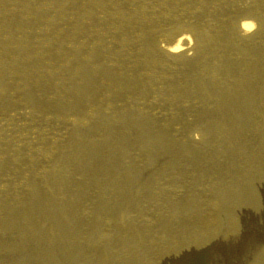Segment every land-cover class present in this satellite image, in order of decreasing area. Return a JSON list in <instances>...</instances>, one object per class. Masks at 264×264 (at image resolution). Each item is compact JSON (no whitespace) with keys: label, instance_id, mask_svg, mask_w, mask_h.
I'll use <instances>...</instances> for the list:
<instances>
[{"label":"rangeland","instance_id":"rangeland-1","mask_svg":"<svg viewBox=\"0 0 264 264\" xmlns=\"http://www.w3.org/2000/svg\"><path fill=\"white\" fill-rule=\"evenodd\" d=\"M44 2H46V3H44ZM86 2L88 3V5ZM260 4H261V6H260ZM119 6H121V7H119ZM231 6H232V8H231ZM60 7H61V9H60ZM53 8H55V9L53 10ZM245 8H247V9H245ZM263 8H264V0H253V1L252 0H159V1L158 0H146V1L145 0H132V1L131 0H84V1L83 0H61V2H60V0L59 1L58 0H45V1L44 0H30V1L29 0H0V60H1L0 61V109H1L0 110V116L1 115H7V120L4 121L3 123L7 122L6 124H10L8 126H6V124L3 126V123L0 124V141H2V142H0V160H1L0 161V192H1L0 193V233H1L0 234V236H1L0 237V264L1 263L2 264H17V263L18 264H37V263H39V264H105V263L106 264H111V263L112 264H114V263L115 264H127V263L128 264H140V262H142V264H144V262L146 263V261H145L146 259H149L150 257L152 259H154L158 256H160L162 259H160V261H158L156 264H170V263L175 264L177 260H179V261H177V264H179V262L181 264H185V263L186 264H191V263L192 264H197V263L198 264H200V263L201 264H209L210 262H212L213 264H214V262H215V264H227L228 261H229L228 264H240V262H242V264H252L253 262L255 264L264 263L263 262L264 250H262V249H264V228H263L264 227V220L262 219V217L264 218V213H263L264 212V201H261L259 198L260 195L264 196V188H263L264 187V183H263L264 182V162H261L262 163L261 164L259 159H258V157L260 155H262L264 157V152H263L264 151V145H262V144H264V141H263L264 140V137H263V135H264L263 134L264 133V126H263L264 121H262V120H264V115H263L264 114V106H263L264 105V96H263L264 95V74H263L264 73V57H263L264 56V33H263L264 32V9ZM150 9H151V11H150ZM111 10H113V11H111ZM235 10H236V12H235ZM61 11H63V12H61ZM41 12H42V14H41ZM237 12H239V14ZM233 13L236 16H234ZM213 14H215V15H213ZM216 14H217V16H216ZM247 16L252 18L258 24L259 28L255 29V30L252 29V31L251 30L248 31L246 35H242L241 33H239L240 32L239 31V24H240L239 21L241 22L244 18L250 19ZM160 17H165L168 20H166V21L157 20L156 22H154L155 19H158ZM53 18H54V20H53ZM91 22H93V23H91ZM98 26H100V27H98ZM183 29L185 31L191 32L192 35L194 34L193 43H192L193 45H192V48L190 49L188 54L183 55L177 59L176 57H172L168 54L169 51H167V49H164L165 48L163 46L164 44L161 41L164 37L166 39H168V41L175 40L177 38V35L180 34ZM134 31H135V33H134ZM20 32H22V33H20ZM57 33H59V34H57ZM64 33L66 34V36ZM54 35H55V37H54ZM103 35H105V36H103ZM163 35H164V37H163ZM106 36H107V38H106ZM215 37H216V39H215ZM18 38H20V39H18ZM28 38H30V39H28ZM3 40L5 42H3ZM105 41H108V42H105ZM55 42H56V44H55ZM138 48H140V49H138ZM153 48H154V50H153ZM131 49H132V51H131ZM162 49H164L166 52ZM45 50H47V52ZM65 50H66V52H65ZM90 50H91V52H90ZM212 50H213V52H212ZM193 56H194V58H193ZM55 58H57V59H55ZM170 58H175V59H170ZM233 58H235V59H233ZM119 59H120V61H119ZM169 59H170V61H169ZM12 60H14V61H12ZM256 63H257V65H256ZM40 64H42V65H40ZM260 65H261V67H260ZM221 66H223V67H221ZM153 72H154V75H153ZM92 73L94 75H92ZM99 73L101 76L99 75ZM27 74H29V75H27ZM62 74H64V75H62ZM129 75H131V76H129ZM169 75H170V77H169ZM28 76H30V77H28ZM64 76H66V77H64ZM60 77H62V78L60 79ZM86 78H88V79H86ZM98 79H100V80H98ZM195 79H197V80H195ZM151 80H153V81H151ZM172 80H173V82H172ZM228 80H229V82H228ZM230 80H232V82ZM72 81H73V83H71ZM235 81L236 82L238 81V82L236 83ZM4 82H6V83H4ZM14 82H16V83L14 84ZM101 82H103V83H101ZM106 82L107 83L109 82L108 83L109 85ZM136 82H138V83H136ZM246 82H248V83H246ZM251 82H253V83H251ZM256 82H257V84H256ZM55 83H57V84H55ZM78 83L79 84L81 83V84L78 85ZM30 84H32L33 86ZM206 84H207V86H206ZM102 85H104V86H102ZM121 85H123V87ZM233 85H234V87H233ZM17 86H18V88L20 87L21 89L18 90ZM124 86L127 89H125ZM184 86H185V88H184ZM236 86H237V88H236ZM252 86H253V88H252ZM62 87H64V88H62ZM92 88H94L93 89L94 91L92 90ZM96 88H98V89H96ZM166 88H167V90H166ZM89 89H90V91H89ZM153 89H155V90H153ZM221 89H222V91H221ZM250 89H253L252 90L253 92L255 91L254 92L255 95H254V93H252V91ZM257 90H258V92H257ZM260 90H262V91H260ZM51 91H52V93H51ZM65 93H66V95H65ZM62 95H64V96H62ZM81 96H83V97H81ZM103 96H105V97H103ZM187 96H189V97H187ZM247 96H249V97H247ZM257 96H259V97H257ZM260 96H261V98H260ZM32 97H34V99ZM241 97H242V101H241ZM250 97H251V99H250ZM21 98H23V99H21ZM37 99H39V100H37ZM105 99L107 102L105 101ZM253 100H254V102H251ZM217 101H218V103H217ZM225 101H227V102H225ZM199 102H200V104H199ZM244 102L246 104H244ZM50 103H51V105H50ZM262 103H263V105H261ZM122 104H124V105L122 106ZM166 104H168V105H166ZM235 104L237 107L235 106ZM19 105H21V106H19ZM104 105L107 109L104 107ZM248 105L251 107H249ZM6 106H8V107H6ZM167 106H169V107H167ZM109 107H111V108H109ZM155 107L157 108V110ZM46 108L47 109L49 108V109L47 110ZM258 108H259V110H258ZM172 109H174V110H172ZM194 109L196 112L194 111ZM231 109H233V110H231ZM253 109H254V111H253ZM210 110H211V112H210ZM234 110H236V111H234ZM68 111H70V112H68ZM188 111H189V113H188ZM250 111L252 112V114ZM164 112H165V114H164ZM259 112H260V114H259ZM232 113H234L236 115H234ZM9 114L13 115V117L11 119L8 118ZM193 114L195 117L193 116ZM15 115H16V117H15ZM119 115H121V116H119ZM36 116L40 117L42 121H45V119H46V121L44 122V125H41L40 128L39 127H29L27 129H22V128L20 129L19 123L21 124V123L28 122V121H30V119L32 117L37 118ZM163 116H164V118H163ZM251 116H252V118H251ZM233 117H236V118H233ZM71 120H72L73 124H76V125L79 124L80 129L75 134H72V137H70V140L67 141V143H65V144H67L68 147L66 146L65 150H63V148H61V151H62V152H60L61 156H59V158L55 164L52 165V162L48 163V164L42 163L41 162L42 157H38L37 156L38 154H35L32 157H30L28 155L29 149L24 144V142L26 140L31 138L30 133H28V131H31V130L34 131L35 130L36 134L39 135V137H44V136H47V135L57 131L59 136L61 135L64 137L63 133H64V131L65 132H67V131L64 128V126L62 125V123H70ZM107 120H108V122H107ZM191 120H193V121H191ZM234 120H235V122H234ZM236 120H237V123H236ZM189 121H190V123H189ZM194 122H195V124H194ZM218 122H219V125H218ZM239 122L240 123L243 122L244 125L242 123L240 124ZM251 122H253V123L251 124ZM198 124H200V125H198ZM11 126H18V127H16L17 134L21 135V136H25L27 138V139L21 138V139H23L22 144L19 141L20 140L19 139V140H16V142L14 140V142H15L14 146L6 145V143L8 141H10L11 139L10 138L8 139V137L3 134V130L6 129L7 127H11ZM174 126L176 129L173 128ZM232 126H235V127H232ZM102 127H103V129H102ZM122 127H123V129H122ZM248 128L250 131L248 130ZM95 129H97V130H95ZM202 130H203V132H202ZM97 131L100 133H98ZM183 131H184V133H183ZM236 131H238V132H236ZM211 132H212V134H211ZM235 132H236V135L234 134ZM248 132H249V134H248ZM258 132H259L260 136L258 135ZM246 133H247V135H246ZM195 136H198V138H197L199 140L198 143H197V141L196 142L194 141L195 139H193ZM244 136H247V137H244ZM250 136H251V139H250ZM152 137H153V139H152ZM174 137H175V140H174ZM141 138H142V141H141ZM205 138H207V139H205ZM254 138H256V139H254ZM184 139H186L187 141ZM237 139H238V141H237ZM201 140H202V142H201ZM192 141H194V142H192ZM222 141H224V142H222ZM256 141H259V142H256ZM261 141H263V142H261ZM154 142H155V144H154ZM165 142H166V144H165ZM204 142H206V143L204 144ZM212 142H214V143L212 144ZM163 143H164V145H163ZM199 143H200V145H196ZM246 143H247V145H246ZM259 143L261 144V146ZM86 144H87V146H86ZM146 144H148V145H146ZM211 145H212V147H211ZM23 146H24V148H23ZM252 146H253V148H252ZM109 147H111V148H109ZM187 147H189V148H187ZM255 147L257 149H255ZM260 147H263L262 151H261ZM193 148H195V149H193ZM206 148H208V149H206ZM245 148H248V149H245ZM18 149H20V150H18ZM22 149H24V151ZM130 149H131V151H130ZM239 149L242 151H240ZM243 150H244V152H243ZM257 151H259V152H257ZM81 152H82V154H81ZM182 152L185 155L182 154ZM251 152H252V154H250ZM229 153H231V155H229ZM245 153L247 154V156ZM103 154H105V155H103ZM254 154H256V155L259 154V155L257 157ZM161 156H163V157H161ZM186 156H187V158H186ZM262 156H260L259 158L264 160V158H262ZM71 157H73L74 159ZM134 158H135V160H134ZM140 158H142V159H140ZM205 158H206V160H205ZM221 158H223V159H221ZM228 158H230V159L228 160ZM98 159H99V161H98ZM67 160L69 161V163ZM232 160L235 164L232 162ZM176 161H178V162H176ZM72 162H74V164ZM162 162H163V164H162ZM231 162L233 163V165L231 164ZM84 163L86 166L84 165ZM238 163H239V165H238ZM241 163H244V164H241ZM200 165H201V167H200ZM210 165H212V166H210ZM218 165H219V167H218ZM57 166H59V167L57 168ZM185 168H186V170H185ZM213 168H214V170H213ZM251 169L253 172L249 171ZM141 170H142V172H140ZM147 170H148V172H147ZM173 170H175V171H173ZM193 170L195 172L197 170V173H195ZM42 171H43V173H41V176H39V173ZM211 171H212V173H211ZM259 171H261V172H259ZM169 172H170V174H169ZM235 172L236 173L238 172L239 174H236ZM213 173H214V175H213ZM203 174H205L204 177H203ZM233 174H235L236 177ZM241 174H243V175H241ZM25 175H27V176L25 177ZM60 175H62V176H60ZM105 175H108V176H105ZM136 175H137V177H136ZM88 176L92 177V178H89ZM196 176H198V177H196ZM40 177H44L45 181H44V179H42ZM69 177L73 178V179H70ZM252 177L254 178L255 181L252 180L253 179ZM189 178H190V180H189ZM218 178H220V179H218ZM238 178L241 180H239ZM109 179H110V181H109ZM196 179H197V181H196ZM228 179H230L231 181ZM233 179H234V181H233ZM236 179H238V180H236ZM242 179H244V180H242ZM41 180L44 182H42ZM69 180H71V181H69ZM105 180H107V182L109 184ZM168 180H169V182H168ZM256 180H259V181L257 182ZM147 181H149V182H147ZM170 181L172 183H170ZM252 181H253V184H255V185L252 184ZM66 182L68 183V185H66L67 184ZM202 182H203V185H202ZM235 182L236 183L238 182V183L236 184ZM41 183H42V185H41ZM192 183H194V184H192ZM16 184H17V186H16ZM95 184H96V186H95ZM102 184H104V186ZM238 185H239V187H238ZM123 186H124V189H123ZM15 187H17L18 189ZM137 187H139V188H137ZM186 188H188V190H186ZM135 189H137V190H135ZM229 189H231V190H229ZM83 190H85V191H83ZM86 190H88V191H86ZM115 190H117V191L115 192ZM172 190H173V192H172ZM213 190H214V192H213ZM235 190H237V191H235ZM241 190H242V192H240ZM244 190H247V191H244ZM250 190H251V192H250ZM256 190H258V191H256ZM101 191H103V192H101ZM164 191H166V192H164ZM152 192H154V193H152ZM194 192L196 193V195ZM200 192H202V193H200ZM167 193H169V194H167ZM211 193L213 195H211ZM248 193H249V195H248ZM114 194H115V198H114ZM116 194H118V195H116ZM123 195H124V197H123ZM226 195L228 196V198ZM256 195H257V197H256ZM186 196H188V197H186ZM117 197H119V199H120L119 203H117V201H118ZM50 198H52V199H50ZM140 198H141V200H140ZM177 198H179V200ZM250 198L253 201L250 200ZM4 200H6V201H4ZM133 200L136 204V208L134 211L129 212V206L125 207V205H123V203L128 202V201H130V203H131ZM36 201H38V202H36ZM189 201H191V202H189ZM98 202L101 204H99ZM193 202H194V204H193ZM106 203H108V205ZM177 203H180V205H178ZM187 203H189V204L187 205ZM45 204H46V206H45ZM94 204H96L97 208L95 207ZM145 204L147 207L145 206ZM198 204H199V207H198ZM200 204H202V205H200ZM228 204L230 205V207ZM257 204L258 205L261 204L262 207L257 208L258 207ZM66 205L68 207H66ZM254 205H256V206H254ZM166 206H169V207H166ZM179 206H181L182 209H180ZM156 207H158V208H156ZM175 207H177L176 210H175ZM240 207L242 209H240ZM63 208H64V210H62ZM126 208H128V209H126ZM189 208L191 209V211ZM141 209H143V210L141 211ZM201 209H202V211H201ZM34 210H35V212H34ZM146 210H148V211H146ZM150 210H151V212H150ZM172 210L174 212H172ZM195 210H197L198 212ZM221 210L223 211L224 214L222 213ZM225 210L227 211L226 213H225ZM234 210L236 212H234ZM207 211H208V213H207ZM219 211H220V214H219ZM120 212L122 214L121 216H123V218L121 217V220L118 217V215H120ZM125 212H126V215H125ZM127 212H129V213H127ZM169 212H171L172 215ZM233 212H234V215H233ZM228 213H229V215H228ZM9 214H10V216H9ZM104 214L105 215L107 214V215L105 216ZM210 214L211 215L213 214V215L211 216ZM262 214H263V216H262ZM35 215H36V217H35ZM149 215H150V217H148ZM251 215H252V217H251ZM77 216H79V217H77ZM126 216L129 217V220L125 222L124 220H126ZM201 216H202V218H201ZM216 216H217V218H216ZM226 216H227V218H226ZM21 217H24V218H21ZM106 217H108V218H106ZM135 217H136V219H135ZM153 217H154V219L155 218L156 219L154 220ZM171 217H173V219ZM181 217H182V219H181ZM191 217H193V218H191ZM238 217H240V218H238ZM213 218L218 219L217 220L218 223H214ZM232 218H233V220H232ZM31 219H33V222H31L32 221ZM93 219H95V221ZM143 219H144V221H143ZM221 219H222V221H221ZM226 219H228V220H226ZM240 219L242 220V222ZM254 219L256 220V222H254ZM260 219L263 221H261ZM62 220H63V222H62ZM73 220H75V222H74V224L71 225V222ZM182 220L184 223H182ZM223 220H224V222H223ZM225 220L228 222V223L226 222V224H228V225L225 224ZM45 221H49V222H45ZM197 221H199V222H197ZM58 222H59V224H58ZM80 222H82V223H80ZM105 222H109L110 226L107 225ZM128 222H129V224H128ZM201 222L204 223V225L201 224ZM243 222L245 223L244 225H243ZM65 223L69 224L68 227L69 228L71 227V230L67 229L68 231L66 230L62 234V233H60L59 228L62 224H65ZM123 223H125L127 225L125 228L122 227ZM191 223H192V226H190ZM223 223L225 225H223ZM250 223H252V224H250ZM81 224H83V225L81 226ZM160 224L162 225V227H163V225H168L167 228H165L166 230H164L162 233L158 231L159 229L162 228L160 226ZM207 224H209V225H207ZM140 225L143 227H141ZM221 225L223 227L225 226V229ZM261 225H263V226H261ZM52 226L54 229L52 228ZM97 226L99 227V229H97L98 228ZM194 226H195V228H194ZM206 226H207V228H206ZM235 226L238 228H236ZM244 226H247V227H244ZM32 227H34V228H32ZM46 227H48V228H46ZM95 227H96V229H94ZM259 227H260V229H259ZM39 228H42L43 230L39 231ZM79 228H81V229H79ZM217 228H219V229L217 230ZM44 229H46V231H44ZM93 229L95 231H93ZM214 229H216V230H214ZM14 230H15V232H14ZM36 230H38V231H36ZM86 230H89V231H86ZM116 230H117V232H116ZM127 230L129 231V235H136L135 239L137 240V238H138L137 241H140L138 243L140 245H142V243H143V245L147 249L144 256H138L137 254L132 255L133 253H131V252H133V250L135 249V246L130 244L129 241L121 239L122 236L119 237V235H121L122 232L127 231ZM73 231H74V233H73ZM84 231H85V233H84ZM157 231L159 233H157ZM5 232H6V234H5ZM184 232H185V234H184ZM228 232L229 233L232 232V233L229 234ZM28 233H30L31 235ZM114 233H115V235H114ZM202 233L205 235L207 234L206 236H208V237H207L206 241L208 244L206 242L200 243L199 241H195L189 237V236L192 237L194 235L202 234ZM137 234H140V235H137ZM152 234H153V236H152ZM169 234H170V236H169ZM189 234H191V235H189ZM219 234H222L223 236L219 235ZM9 235H10V237H9ZM39 235H40V238H39ZM175 235H177V236L175 237ZM225 235H226V237H225ZM248 235H250V236H248ZM256 235H258L259 237ZM106 236H108V237H106ZM173 236L175 238H178V239L173 238ZM261 236H262V238H261ZM237 237L241 241H239ZM91 238H92V240H91ZM96 238H97V240H96ZM111 238H112V240H111ZM160 238H162L161 240L163 241V244H161V242L159 241ZM187 238H189V239H187ZM212 238H213L214 242H212ZM247 238H249V239H247ZM186 239H187V241H186ZM50 240H52V241H50ZM122 240H124V241H122ZM153 240H155L156 242ZM178 240H179V242H178ZM191 240H193L194 242ZM237 240H238V242H237ZM249 240H250V242H249ZM40 242H41V244H40ZM45 242H46V244H45ZM165 242H167V243H165ZM187 242H189V243H187ZM221 242H222V244H221ZM228 242H229V244H228ZM66 243H69V244H66ZM83 243L87 244V245H84ZM199 244L201 246H199ZM217 244H218V246H217ZM233 244L237 247H235ZM261 244L263 246H261ZM4 245H6V248ZM12 245H14V247ZM160 245H162V246L164 245L163 247H165L166 250L164 249V251L161 252ZM214 245L216 247H214ZM224 245H226V246H224ZM230 245H232V246H230ZM257 245L258 246L260 245L261 247H263L260 250L261 253H259V255L262 259V263H260V261L258 262L259 258L257 259V257L255 256L256 250L258 247ZM33 246H34V248H33ZM83 246H85V247H83ZM119 246H121V247H119ZM208 246H209V248H208ZM3 247H4V250H3ZM39 247H40V249H38ZM53 247H55V248H53ZM60 247H62V248H60ZM116 247H117V249H116ZM128 247L131 249H128ZM157 247H159L160 249ZM193 247L194 248L196 247V249H193ZM230 247H231V249H230ZM246 247L248 248L247 251H246ZM252 247L255 248V250ZM72 248H73V250H72ZM95 248H96V250L94 251ZM101 248H102V250H101ZM110 248H112V249H110ZM168 248L171 250H169ZM180 248H181V250H180ZM213 248H214V250H213ZM238 248H239V250H238ZM250 248H252V251ZM47 249H48V251H47ZM60 249H62V250H60ZM69 249L71 252L68 251ZM82 249H85L87 251L82 250ZM205 249H206V251H205ZM219 249H221V250H219ZM6 250H8V251H6ZM26 250H27V252H26ZM54 250H55V252H54ZM64 250H65V252H64ZM74 250L76 253L74 252ZM120 250L121 251L124 250V251L121 252ZM185 250L187 252L189 251L190 253L189 252L187 253ZM215 250H216V255L213 254ZM232 250H233V254H231ZM90 251H92V252H90ZM127 251H129L130 253ZM200 251H202V253ZM218 251H219V253H218ZM229 251H231V252H229ZM85 252H87V253H85ZM150 252L152 255L148 254ZM206 252H208V253H206ZM15 253H17V254H15ZM45 253H46V255H45ZM62 253L63 254L65 253L64 256ZM82 253H83V255H82ZM100 253L101 254L103 253V254L101 255ZM209 253L210 254L212 253V254L209 256ZM23 254H25V255H23ZM29 254H30V256H29ZM66 254H67V257H66ZM166 254H168V255H166ZM197 254L199 256H197ZM217 254H219V256ZM56 255H58V256H56ZM148 255H149V257H147ZM153 255H155V256L153 257ZM11 256H13V257H11ZM135 256L137 258H139V257L140 258L139 259L134 258ZM251 256H253V257H251ZM16 257H17V260L15 259ZM53 257H54V261H53ZM195 257H196V259H195ZM219 257H221V258L219 259ZM222 257H223V259H222ZM176 258H179V259H176ZM199 258H200V260H199ZM230 258H231V261L229 260ZM236 258H238V259H236ZM33 259H35V260H33ZM45 259H46V262H45ZM74 259H77V260H74ZM98 259H100V260H98ZM132 259H133V261H132ZM167 259H169V260H167ZM191 259H193V260H191ZM215 259H217V260H215ZM242 259L244 262L242 261ZM251 259H253V260H251ZM60 260H62L63 262ZM221 260H223V261L221 262ZM225 260H226V262H225ZM249 260L252 262H250ZM74 261H76V262L74 263ZM111 261H113V262H111ZM217 261L219 263H217ZM53 262H55V263H53ZM161 262H163V263H161ZM212 263H210V264H212Z\"/></svg>","mask_w":264,"mask_h":264},{"label":"bare ground","instance_id":"bare-ground-1","mask_svg":"<svg viewBox=\"0 0 264 264\" xmlns=\"http://www.w3.org/2000/svg\"><path fill=\"white\" fill-rule=\"evenodd\" d=\"M30 1V0H29ZM45 1V0H44ZM59 1V0H58ZM84 1V0H83ZM132 1V0H131ZM146 1V0H145ZM159 1V0H158ZM253 1V0H252ZM2 2V1H1ZM60 2H61V0H60ZM63 2V1H62ZM142 2V1H141ZM195 2V1H194ZM204 2V1H203ZM220 2V1H219ZM248 2V1H247ZM256 2V1H255ZM44 3H46V2H44ZM52 3V2H51ZM57 3V2H56ZM75 3V2H74ZM83 3V2H82ZM85 3V2H84ZM87 3V2H86ZM114 3V2H113ZM117 3V2H116ZM173 3V2H172ZM210 3V2H209ZM102 4V3H101ZM107 4V3H106ZM206 4V3H205ZM223 4V3H222ZM255 4V3H254ZM40 5V4H39ZM46 5V4H45ZM66 5V4H65ZM87 5H88V3H87ZM97 5V4H96ZM122 5V4H121ZM132 5V4H131ZM229 5V4H228ZM248 5V4H247ZM109 6V5H108ZM140 6V5H139ZM224 6V5H223ZM260 6H261V4H260ZM10 7V6H9ZM17 7V6H16ZM43 7V6H42ZM47 7V6H46ZM50 7V6H49ZM96 7V6H95ZM115 7V6H114ZM119 7H121V6H119ZM135 7V6H134ZM235 7V6H234ZM243 7V6H242ZM7 8V7H6ZM81 8V7H80ZM231 8H232V6H231ZM14 9V8H13ZM37 9V8H36ZM46 9V8H45ZM55 8H53V10H54ZM60 9H61V7H60ZM76 9V8H75ZM87 9V8H86ZM95 9V8H94ZM134 9V8H133ZM162 9V8H161ZM190 9V8H189ZM245 9H247V8H245ZM264 9V8H263ZM4 10V9H3ZM10 10V9H9ZM15 10V9H14ZM71 10V9H70ZM137 10V9H136ZM141 10V9H140ZM219 10V9H218ZM23 11V10H22ZM29 11V10H28ZM27 11V12H28ZM57 11V10H56ZM111 11H113V10H111ZM142 11V10H141ZM150 11H151V9H150ZM179 11V10H178ZM199 11V10H198ZM211 11V10H210ZM238 11V10H237ZM253 11V10H252ZM3 12V11H2ZM17 12V11H16ZM15 12V13H16ZM61 12H63V11H61ZM75 12V11H74ZM101 12V11H100ZM110 12V11H109ZM146 12V11H145ZM160 12V11H159ZM220 12V11H219ZM235 12H236V10H235ZM14 13V12H13ZM29 13V12H28ZM32 13V12H31ZM49 13V12H48ZM57 13V12H56ZM82 13V12H81ZM118 13V12H117ZM135 13V12H134ZM192 13V12H191ZM238 14H239V12H237ZM244 13V12H243ZM250 13V12H249ZM252 13V12H251ZM11 14V13H10ZM21 14V13H20ZM41 14H42V12H41ZM89 14V13H88ZM92 14V13H91ZM222 14V13H221ZM227 14V13H226ZM234 14V13H233ZM28 15V14H27ZM44 15V14H43ZM61 15V14H60ZM74 15V14H73ZM213 15H215V14H213ZM249 15V14H248ZM256 15V14H255ZM72 16V15H71ZM96 16V15H95ZM150 16V15H149ZM161 16V15H160ZM202 16V15H201ZM216 16H217V14H216ZM234 16H236L235 14H234ZM240 16V15H239ZM244 16V15H243ZM56 17V16H55ZM116 17V16H115ZM138 17V16H137ZM155 17V16H154ZM246 17V16H245ZM247 17H249V16H247ZM73 18V17H72ZM84 18V17H83ZM90 18V17H89ZM88 18V19H89ZM107 18V17H106ZM193 18V17H192ZM250 18V17H249ZM50 19V18H49ZM119 19V18H118ZM117 19V20H118ZM124 19V18H123ZM152 19V18H151ZM174 19V18H173ZM225 19V18H224ZM9 20V19H8ZM18 20V19H17ZM20 20V19H19ZM36 20V19H35ZM53 20H54V18H53ZM61 20V19H60ZM74 20V19H73ZM120 20V19H119ZM131 20V19H130ZM149 20V19H148ZM157 20H163V21H166V20H168L167 18H165V17H160V18H158V19H155L154 20V22H156ZM191 20V19H190ZM231 20V19H230ZM242 20V19H241ZM258 20V19H257ZM43 21V20H42ZM66 21V20H65ZM114 21V20H113ZM221 21V20H220ZM28 22V21H27ZM58 22V21H57ZM64 22V21H63ZM62 22V23H63ZM102 22V21H101ZM209 22V21H208ZM24 23V22H23ZM51 23V22H50ZM60 23V22H59ZM90 23V22H89ZM88 23V24H89ZM91 23H93V22H91ZM107 23V22H106ZM118 23V22H117ZM120 23V22H119ZM127 23V22H126ZM143 23V22H142ZM152 23V22H151ZM239 33H241L242 35H246L247 34V32L248 31H252V29H258L259 28V26H258V24L252 19V18H250V19H243L241 22L239 21ZM108 24V23H107ZM170 24V23H169ZM210 24V23H209ZM229 24V23H228ZM3 25V24H2ZM38 25V24H37ZM46 25V24H45ZM59 25V24H58ZM62 25V24H61ZM72 25V24H71ZM123 25V24H122ZM212 25V24H211ZM51 26V25H50ZM169 26V25H168ZM183 26V25H182ZM59 27V26H58ZM82 27V26H81ZM98 27H100V26H98ZM124 27V26H123ZM146 27V26H145ZM161 27V26H160ZM204 27V26H203ZM19 28V27H18ZM91 28V27H90ZM48 29V28H47ZM58 29V28H57ZM56 29V30H57ZM74 29V28H73ZM103 29V28H102ZM132 29V28H131ZM155 29V28H154ZM236 29V28H235ZM22 30V29H21ZM52 30V29H51ZM89 30V29H88ZM92 30V29H91ZM113 30V29H112ZM200 30V29H199ZM198 30V31H199ZM214 30V29H213ZM228 30V29H227ZM226 30V31H227ZM65 31V30H64ZM153 31V30H152ZM193 31V30H192ZM231 31V30H230ZM238 31V30H237ZM75 32V31H74ZM166 32V31H165ZM260 32V31H259ZM7 33V32H6ZM20 33H22V32H20ZM60 33V32H59ZM59 33H57V34H59ZM66 33V32H65ZM64 33V34H65ZM88 33V32H87ZM96 33V32H95ZM134 33H135V31H134ZM264 33V32H263ZM9 34V33H8ZM39 34V33H38ZM62 34V33H61ZM60 34V35H61ZM103 34V33H102ZM143 34V33H142ZM198 34V33H197ZM238 34V33H237ZM17 35V34H16ZM82 35V34H81ZM128 35V34H127ZM162 35V34H161ZM177 35V34H176ZM253 35V34H252ZM251 35V36H252ZM65 36H66V34H65ZM103 36H105V35H103ZM135 36V35H134ZM193 36H194V34L192 35V33L191 32H188V31H185L184 29L181 31V33L180 34H178L177 35V38L175 39V40H173V41H168V39H166L165 37H164V35H163V39H162V43L164 44L163 46L165 47H163L164 49H167V51H169V55L170 56H172V57H176L177 59L178 58H180L181 56H183V55H186V54H188L189 53V51H190V49L192 48V43H193ZM204 36V35H203ZM235 36V35H234ZM263 36V35H262ZM6 37V36H5ZM17 37V36H16ZM38 37V36H37ZM54 37H55V35H54ZM99 37V36H98ZM245 37V36H244ZM2 38V37H1ZM27 38V37H26ZM60 38V37H59ZM58 38V39H59ZM74 38V37H73ZM80 38V37H79ZM96 38V37H95ZM100 38V37H99ZM106 38H107V36H106ZM124 38V37H123ZM160 38V37H159ZM18 39H20V38H18ZM28 39H30V38H28ZM41 39V38H40ZM49 39V38H48ZM156 39V38H155ZM215 39H216V37H215ZM243 39V38H242ZM5 40V39H4ZM3 40V42H5ZM125 40V39H124ZM161 40V39H160ZM219 40V39H218ZM46 41V40H45ZM82 41V40H81ZM116 41V40H115ZM127 41V40H126ZM145 41V40H144ZM149 41V40H148ZM153 41V40H152ZM24 42V41H23ZM42 42V41H41ZM95 42V41H94ZM102 42V41H101ZM105 42H108V41H105ZM104 42V43H105ZM114 42V41H113ZM157 42V41H156ZM160 42V41H159ZM259 42V41H258ZM12 43V42H11ZM54 43V42H53ZM116 43V42H115ZM241 43V42H240ZM39 44V43H38ZM46 44V43H45ZM48 44V43H47ZM55 44H56V42H55ZM92 44V43H91ZM121 44V43H120ZM196 44V43H195ZM206 44V43H205ZM224 44V43H223ZM262 44V43H261ZM20 45V44H19ZM42 45V44H41ZM50 45V44H49ZM65 45V44H64ZM95 45V44H94ZM93 45V46H94ZM125 45V44H124ZM140 45V44H139ZM161 45V44H160ZM249 45V44H248ZM34 46V45H33ZM55 46V45H54ZM81 46V45H80ZM111 46V45H110ZM113 46V45H112ZM131 46V45H130ZM201 46V45H200ZM208 46V45H207ZM225 46V45H224ZM39 47V46H38ZM45 47V46H44ZM92 47V46H91ZM104 47V46H103ZM153 47V46H152ZM35 48V47H34ZM147 48V47H146ZM160 48V47H159ZM212 48V47H211ZM89 49V48H88ZM138 49H140V48H138ZM164 49H162V50H164ZM204 49V48H203ZM27 50V49H26ZM35 50V49H34ZM151 50V49H150ZM153 50H154V48H153ZM159 50V49H158ZM224 50V49H223ZM227 50V49H226ZM46 52H47V50H45ZM116 51V50H115ZM131 51H132V49H131ZM137 51V50H136ZM160 51V50H159ZM165 51V50H164ZM201 51V50H200ZM210 51V50H209ZM65 52H66V50H65ZM90 52H91V50H90ZM161 52V51H160ZM166 52V51H165ZM212 52H213V50H212ZM252 52V51H251ZM77 53V52H76ZM151 53V52H150ZM29 54V53H28ZM50 54V53H49ZM67 54V53H66ZM163 54V53H162ZM165 54V53H164ZM213 54V53H212ZM31 55V54H30ZM85 55V54H84ZM107 55V54H106ZM110 55V54H109ZM166 55V54H165ZM59 56V55H58ZM73 56V55H72ZM78 56V55H77ZM112 56V55H111ZM168 56V55H167ZM189 56V55H188ZM195 56V55H194ZM194 56H193V58H194ZM199 56V55H198ZM109 57V56H108ZM160 57V56H159ZM166 57V56H165ZM264 57V56H263ZM65 58V57H64ZM87 58V57H86ZM127 58V57H126ZM192 58V57H191ZM224 58V57H223ZM26 59V58H25ZM55 59H57V58H55ZM66 59V58H65ZM114 59V58H113ZM133 59V58H132ZM145 59V58H144ZM157 59V58H156ZM165 59V58H164ZM170 59H175V58H170ZM170 59H169V61H170ZM233 59H235V58H233ZM262 59V58H261ZM17 60V59H16ZM68 60V59H67ZM87 60V59H86ZM103 60V59H102ZM107 60V59H106ZM147 60V59H146ZM161 60V59H160ZM168 60V59H167ZM166 60V61H167ZM202 60V59H201ZM237 60V59H236ZM247 60V59H246ZM258 60V59H257ZM1 61V60H0ZM12 61H14V60H12ZM34 61V60H33ZM62 61V60H61ZM69 61V60H68ZM80 61V60H79ZM91 61V60H90ZM100 61V60H99ZM115 61V60H114ZM119 61H120V59H119ZM124 61V60H123ZM138 61V60H137ZM150 61V60H149ZM204 61V60H203ZM245 61V60H244ZM38 62V61H37ZM63 62V61H62ZM61 62V63H62ZM73 62V61H72ZM83 62V61H82ZM105 62V61H104ZM174 62V61H173ZM195 62V61H194ZM214 62V61H213ZM36 63V62H35ZM115 63V62H114ZM145 63V62H144ZM181 63V62H180ZM219 63V62H218ZM243 63V62H242ZM44 64V63H43ZM49 64V63H48ZM67 64V63H66ZM77 64V63H76ZM90 64V63H89ZM104 64V63H103ZM147 64V63H146ZM164 64V63H163ZM162 64V65H163ZM203 64V63H202ZM201 64V65H202ZM40 65H42V64H40ZM50 65V64H49ZM167 65V64H166ZM227 65V64H226ZM256 65H257V63H256ZM5 66V65H4ZM62 66V65H61ZM88 66V65H87ZM126 66V65H125ZM204 66V65H203ZM210 66V65H209ZM220 66V65H219ZM228 66V65H227ZM20 67V66H19ZM43 67V66H42ZM83 67V66H82ZM116 67V66H115ZM136 67V66H135ZM168 67V66H167ZM166 67V68H167ZM199 67V66H198ZM206 67V66H205ZM221 67H223V66H221ZM233 67V66H232ZM245 67V66H244ZM247 67V66H246ZM260 67H261V65H260ZM72 68V67H71ZM76 68V67H75ZM117 68V67H116ZM164 68V67H163ZM58 69V68H57ZM79 69V68H78ZM87 69V68H86ZM114 69V68H113ZM120 69V68H119ZM126 69V68H125ZM139 69V68H138ZM137 69V70H138ZM237 69V68H236ZM11 70V69H10ZM73 70V69H72ZM118 70V69H117ZM142 70V69H141ZM152 70V69H151ZM42 71V70H41ZM99 71V70H98ZM131 71V70H130ZM133 71V70H132ZM150 71V70H149ZM210 71V70H209ZM216 71V70H215ZM10 72V71H9ZM22 72V71H21ZM29 72V71H28ZM72 72V71H71ZM74 72V71H73ZM89 72V71H88ZM87 72V73H88ZM103 72V71H102ZM113 72V71H112ZM198 72V71H197ZM244 72V71H243ZM76 73V72H75ZM85 73V72H84ZM114 73V72H113ZM132 73V72H131ZM143 73V72H142ZM178 73V72H177ZM199 73V72H198ZM217 73V72H216ZM254 73V72H253ZM38 74V73H37ZM61 74V73H60ZM71 74V73H70ZM105 74V73H104ZM146 74V73H145ZM149 74V73H148ZM221 74V73H220ZM255 74V73H254ZM264 74V73H263ZM27 75H29V74H27ZM62 75H64V74H62ZM81 75V74H80ZM90 75V74H89ZM92 75H94L93 73H92ZM99 75H100V73H99ZM98 75V76H99ZM116 75V74H115ZM126 75V74H125ZM151 75V74H150ZM153 75H154V72H153ZM156 75V74H155ZM165 75V74H164ZM190 75V74H189ZM193 75V74H192ZM202 75V74H201ZM13 76V75H12ZM73 76V75H72ZM97 76V77H98ZM101 76V75H100ZM119 76V75H118ZM129 76H131V75H129ZM138 76V75H137ZM152 76V75H151ZM157 76V75H156ZM155 76V77H156ZM25 77V76H24ZM28 77H30V76H28ZM39 77V76H38ZM64 77H66V76H64ZM83 77V76H82ZM110 77V76H109ZM123 77V76H122ZM169 77H170V75H169ZM245 77V76H244ZM54 78V77H53ZM62 77H60V79H61ZM85 78V77H84ZM96 78V77H95ZM118 78V77H117ZM121 78V77H120ZM130 78V77H129ZM180 78V77H179ZM183 78V77H182ZM189 78V77H188ZM194 78V77H193ZM198 78V77H197ZM219 78V77H218ZM249 78V77H248ZM80 79V78H79ZM86 79H88V78H86ZM128 79V78H127ZM158 79V78H157ZM162 79V78H161ZM207 79V78H206ZM226 79V78H225ZM229 79V78H228ZM237 79V78H236ZM9 80V79H8ZM27 80V79H26ZM34 80V79H33ZM37 80V79H36ZM39 80V79H38ZM52 80V79H51ZM98 80H100V79H98ZM118 80V79H117ZM126 80V79H125ZM155 80V79H154ZM179 80V79H178ZM195 80H197V79H195ZM194 80V81H195ZM238 80V79H237ZM10 81V80H9ZM13 81V80H12ZM15 81V80H14ZM20 81V80H19ZM64 81V80H63ZM77 81V80H76ZM104 81V80H103ZM151 81H153V80H151ZM177 81V80H176ZM180 81V80H179ZM231 82H232V80H230ZM7 82V81H6ZM6 82H4V83H6ZM51 82V81H50ZM59 82V81H58ZM79 82V81H78ZM99 82V81H98ZM110 82V81H109ZM108 82V83H109ZM125 82V81H124ZM131 82V81H130ZM146 82V81H145ZM148 82V81H147ZM172 82H173V80H172ZM207 82V81H206ZM228 82H229V80H228ZM236 82V81H235ZM238 82V81H237ZM236 82V83H237ZM249 82V81H248ZM248 82H246V83H248ZM255 82V81H254ZM16 82H14V84H15ZM63 83V82H62ZM71 83H73V81L71 82ZM90 83V82H89ZM93 83V82H92ZM101 83H103V82H101ZM107 83V82H106ZM107 83V84H108ZM136 83H138V82H136ZM176 83V82H175ZM194 83V82H193ZM225 83V82H224ZM251 83H253V82H251ZM250 83V84H251ZM29 84V83H28ZM45 84V83H44ZM55 84H57V83H55ZM81 84V83H80ZM79 83H78V85H80ZM111 84V83H110ZM146 84V83H145ZM157 84V83H156ZM169 84V83H168ZM199 84V83H198ZM210 84V83H209ZM208 84V85H209ZM212 84V83H211ZM215 84V83H214ZM223 84V83H222ZM249 84V85H250ZM256 84H257V82H256ZM30 85H32V84H30ZM47 85V84H46ZM68 85V84H67ZM109 85V84H108ZM136 85V84H135ZM150 85V84H149ZM175 85V84H174ZM238 85V84H237ZM240 85V84H239ZM16 86V85H15ZM28 86V85H27ZM33 86V85H32ZM72 86V85H71ZM76 86V85H75ZM84 86V85H83ZM102 86H104V85H102ZM122 87H123V85H121ZM148 86V85H147ZM206 86H207V84H206ZM212 86V85H211ZM210 86V87H211ZM245 86V85H244ZM254 86V85H253ZM253 86H252V88H253ZM55 87V86H54ZM60 87V86H59ZM86 87V86H85ZM149 87V86H148ZM162 87V86H161ZM176 87V86H175ZM230 87V86H229ZM233 87H234V85H233ZM247 87V86H246ZM255 87V86H254ZM259 87V86H258ZM263 87V86H262ZM30 88V87H29ZM37 88V87H36ZM41 88V87H40ZM62 88H64V87H62ZM68 88V87H67ZM124 88H125V86H124ZM137 88V87H136ZM152 88V87H151ZM168 88V87H167ZM167 88H166V90H167ZM183 88V87H182ZM184 88H185V86H184ZM198 88V87H197ZM225 88V87H224ZM236 88H237V86H236ZM248 88V87H247ZM3 89V88H2ZM17 89L18 90H20L21 88L19 87L18 88V86H17ZM27 89V88H26ZM25 89V90H26ZM46 89V88H45ZM66 89V88H65ZM94 88H92V90H93ZM96 89H98V88H96ZM110 89V88H109ZM113 89V88H112ZM121 89V88H120ZM125 89H127V88H125ZM129 89V88H128ZM147 89V88H146ZM161 89V88H160ZM201 89V88H200ZM239 89V88H238ZM245 89V88H244ZM35 90V89H34ZM33 90V91H34ZM54 90V89H53ZM61 90V89H60ZM75 90V89H74ZM153 90H155V89H153ZM207 90V89H206ZM234 90V89H233ZM251 91L253 90V89H250ZM255 90V89H254ZM24 91V90H23ZM69 91V90H68ZM87 91V90H86ZM89 91H90V89H89ZM94 91V90H93ZM113 91V90H112ZM118 91V90H117ZM180 91V90H179ZM187 91V90H186ZM189 91V90H188ZM193 91V90H192ZM205 91V90H204ZM219 91V90H218ZM221 91H222V89H221ZM246 91V90H245ZM260 91H262V90H260ZM7 92V91H6ZM43 92V91H42ZM103 92V91H102ZM108 92V91H107ZM110 92V91H109ZM153 92V91H152ZM175 92V91H174ZM177 92V91H176ZM255 92V91H254ZM253 91H252V93H254ZM257 92H258V90H257ZM8 93V92H7ZM6 93V94H7ZM17 93V92H16ZM50 93V92H49ZM51 93H52V91H51ZM88 93V92H87ZM115 93V92H114ZM123 93V92H122ZM149 93V92H148ZM202 93V92H201ZM248 93V92H247ZM261 93V92H260ZM259 93V94H260ZM14 94V93H13ZM72 94V93H71ZM152 94V93H151ZM172 94V93H171ZM176 94V93H175ZM179 94V93H178ZM223 94V93H222ZM235 94V93H234ZM4 95V94H3ZM29 95V94H28ZM65 95H66V93H65ZM101 95V94H100ZM153 95V94H152ZM162 95V94H161ZM168 95V94H167ZM166 95V96H167ZM170 95V94H169ZM208 95V94H207ZM249 95V94H248ZM254 95H255V93H254ZM9 96V95H8ZM12 96V95H11ZM62 96H64V95H62ZM116 96V95H115ZM127 96V95H126ZM125 96V97H126ZM142 96V95H141ZM174 96V95H173ZM242 96V95H241ZM252 96V95H251ZM264 96V95H263ZM26 97V96H25ZM30 97V96H29ZM56 97V96H55ZM66 97V96H65ZM78 97V96H77ZM81 97H83V96H81ZM97 97V96H96ZM103 97H105V96H103ZM128 97V96H127ZM165 97V96H164ZM185 97V96H184ZM187 97H189V96H187ZM203 97V96H202ZM217 97V96H216ZM237 97V96H236ZM247 97H249V96H247ZM257 97H259V96H257ZM33 99H34V97H32ZM53 98V97H52ZM87 98V97H86ZM85 98V99H86ZM100 98V97H99ZM102 98V97H101ZM191 98V97H190ZM260 98H261V96H260ZM12 99V98H11ZM10 99V100H11ZM21 99H23V98H21ZM50 99V98H49ZM56 99V98H55ZM67 99V98H66ZM95 99V98H94ZM116 99V98H115ZM124 99V98H123ZM133 99V98H132ZM153 99V98H152ZM184 99V98H183ZM196 99V98H195ZM214 99V98H213ZM244 99V98H243ZM250 99H251V97H250ZM37 100H39V99H37ZM51 100V99H50ZM164 100V99H163ZM206 100V99H205ZM226 100V99H225ZM230 100V99H229ZM246 100V99H245ZM256 100V99H255ZM58 101V100H57ZM69 101V100H68ZM71 101V100H70ZM105 101H106V99H105ZM113 101V100H112ZM127 101V100H126ZM166 101V100H165ZM169 101V100H168ZM208 101V100H207ZM240 101V100H239ZM241 101H242V97H241ZM83 102V101H82ZM89 102V101H88ZM107 102V101H106ZM121 102V101H120ZM119 102V103H120ZM124 102V101H123ZM196 102V101H195ZM205 102V101H204ZM225 102H227V101H225ZM229 102V101H228ZM232 102V101H231ZM246 102V101H245ZM244 102V104H246ZM251 102H254V100L253 101H251ZM68 103V102H67ZM118 103V104H119ZM169 103V102H168ZM186 103V102H185ZM209 103V102H208ZM212 103V102H211ZM217 103H218V101H217ZM257 103V102H256ZM8 104V103H7ZM56 104V103H55ZM82 104V103H81ZM84 104V103H83ZM98 104V103H97ZM133 104V103H132ZM141 104V103H140ZM183 104V103H182ZM181 104V105H182ZM199 104H200V102H199ZM230 104V103H229ZM233 104V103H232ZM238 104V103H237ZM243 104V103H242ZM241 104V105H242ZM10 105V104H9ZM42 105V104H41ZM50 105H51V103H50ZM75 105V104H74ZM124 104H122V106H123ZM149 105V104H148ZM166 105H168V104H166ZM165 105V106H166ZM171 105V104H170ZM180 105V106H181ZM205 105V104H204ZM214 105V104H213ZM255 105V104H254ZM261 105H263V103L261 104ZM2 106V105H1ZM13 106V105H12ZM19 106H21V105H19ZM37 106V105H36ZM139 106V105H138ZM150 106V105H149ZM153 106V105H152ZM235 106H236V104H235ZM249 106V105H248ZM264 106V105H263ZM6 107H8V106H6ZM27 107V106H26ZM25 107V108H26ZM42 107V106H41ZM58 107V106H57ZM56 107V108H57ZM64 107V106H63ZM86 107V106H85ZM104 107H105V105H104ZM132 107V106H131ZM161 107V106H160ZM167 107H169V106H167ZM186 107V106H185ZM184 107V108H185ZM218 107V106H217ZM222 107V106H221ZM224 107V106H223ZM237 107V106H236ZM235 107V108H236ZM245 107V106H244ZM247 107V106H246ZM249 107H251V106H249ZM28 108V107H27ZM69 108V107H68ZM99 108V107H98ZM106 108V107H105ZM109 108H111V107H109ZM141 108V107H140ZM156 108V107H155ZM165 108V107H164ZM179 108V107H178ZM183 108V109H184ZM212 108V107H211ZM214 108V107H213ZM241 108V107H240ZM18 109V108H17ZM40 109V108H39ZM47 109V108H46ZM49 109V108H48ZM47 109V110H48ZM51 109V108H50ZM107 109V108H106ZM121 109V108H120ZM143 109V108H142ZM154 109V108H153ZM188 109V108H187ZM191 109V108H190ZM197 109V108H196ZM205 109V108H204ZM223 109V108H222ZM234 109V108H233ZM233 109H231V110H233ZM239 109V108H238ZM252 109V108H251ZM263 109V108H262ZM1 110V109H0ZM64 110V109H63ZM72 110V109H71ZM141 110V109H140ZM156 110H157V108H156ZM166 110V109H165ZM172 110H174V109H172ZM176 110V109H175ZM192 110V109H191ZM258 110H259V108H258ZM261 110V109H260ZM29 111V110H28ZM45 111V110H44ZM52 111V110H51ZM59 111V110H58ZM194 111H195V109H194ZM199 111V110H198ZM213 111V110H212ZM215 111V110H214ZM223 111V110H222ZM234 111H236V110H234ZM233 111V112H234ZM238 111V110H237ZM246 111V110H245ZM253 111H254V109H253ZM10 112V111H9ZM13 112V111H12ZM20 112V111H19ZM24 112V111H23ZM31 112V111H30ZM46 112V111H45ZM68 112H70V111H68ZM82 112V111H81ZM80 112V113H81ZM92 112V111H91ZM96 112V111H95ZM107 112V111H106ZM111 112V111H110ZM140 112V111H139ZM196 112V111H195ZM210 112H211V110H210ZM217 112V111H216ZM251 112V111H250ZM43 113V112H42ZM84 113V112H83ZM123 113V112H122ZM144 113V112H143ZM188 113H189V111H188ZM194 113V112H193ZM204 113V112H203ZM213 113V112H212ZM215 113V112H214ZM254 113V112H253ZM49 114V113H48ZM88 114V113H87ZM107 114V113H106ZM136 114V113H135ZM164 114H165V112H164ZM182 114V113H181ZM192 114V113H191ZM211 114V113H210ZM226 114V113H225ZM229 114V113H228ZM227 114V115H228ZM231 114V113H230ZM232 114H234V113H232ZM251 114H252V112H251ZM259 114H260V112H259ZM258 114V115H259ZM50 115V114H49ZM64 115V114H63ZM81 115V114H80ZM137 115V114H136ZM190 115V114H189ZM197 115V114H196ZM202 115V114H201ZM234 115H236V114H234ZM238 115V114H237ZM242 115V114H241ZM264 115V114H263ZM56 116V115H55ZM59 116V115H58ZM66 116V115H65ZM88 116V115H87ZM119 116H121V115H119ZM135 116V115H134ZM193 116H194V114H193ZM204 116V115H203ZM202 116V117H203ZM211 116V115H210ZM249 116V115H248ZM254 116V115H253ZM13 117V115L12 114H9V116H8V118L9 119H11ZM15 117H16V115H15ZM18 117V116H17ZM27 117V116H26ZM37 117V116H36ZM64 117V116H63ZM71 117V116H70ZM125 117V116H124ZM153 117V116H152ZM157 117V116H156ZM195 117V116H194ZM239 117V116H238ZM257 117V116H256ZM262 117V116H261ZM131 118V117H130ZM129 118V119H130ZM142 118V117H141ZM163 118H164V116H163ZM197 118V117H196ZM200 118V117H199ZM217 118V117H216ZM233 118H236V117H233ZM251 118H252V116H251ZM259 118V117H258ZM19 119V118H18ZM97 119V118H96ZM95 119V120H96ZM149 119V118H148ZM177 119V118H176ZM203 119V118H202ZM207 119V118H206ZM213 119V118H212ZM249 119V118H248ZM257 119V118H256ZM7 120V115H1L0 116V124L1 123H3L4 121H6ZM14 120V119H13ZM21 120V119H20ZM28 120V119H27ZM101 120V119H100ZM198 120V119H197ZM216 120V119H215ZM229 120V119H228ZM17 121V120H16ZM26 121V120H25ZM45 121H46V119H45ZM45 121H42L41 120V118L40 117H37V118H31L30 119V121H28V122H25V123H19V126H20V129L22 128V129H27V128H29V127H41V125H44V122ZM55 121V120H54ZM60 121V120H59ZM64 121V120H63ZM82 121V120H81ZM167 121V120H166ZM172 121V120H171ZM176 121V120H175ZM179 121V120H178ZM191 121H193V120H191ZM210 121V120H209ZM217 121V120H216ZM230 121V120H229ZM242 121V120H241ZM251 121V120H250ZM254 121V120H253ZM262 121H264V120H262ZM22 122V121H21ZM48 122V121H47ZM51 122V121H50ZM76 122V121H75ZM107 122H108V120H107ZM121 122V121H120ZM128 122V121H127ZM227 122V121H226ZM232 122V121H231ZM234 122H235V120H234ZM7 123V122H6ZM6 123H3V126L6 124ZM12 123V122H11ZM17 123V122H16ZM110 123V122H109ZM112 123V122H111ZM137 123V122H136ZM149 123V122H148ZM160 123V122H159ZM180 123V122H179ZM189 123H190V121H189ZM200 123V122H199ZM214 123V122H213ZM216 123V122H215ZM223 123V122H222ZM236 123H237V120H236ZM240 123V122H239ZM242 124H243V122H241ZM240 123V124H241ZM247 123V122H246ZM253 122H251V124H252ZM257 123V122H256ZM96 124V123H95ZM129 124V123H128ZM194 124H195V122H194ZM204 124V123H203ZM227 124V123H226ZM248 124V123H247ZM8 125H10V124H6V126H8ZM48 125V124H47ZM62 125L64 126V128L66 129V131L67 132H65L64 131V133H63V135H64V137L63 136H59L58 135V132L56 131V132H53V133H51V134H49V135H47V136H44V137H39V135H37L36 134V131L34 130H31V131H28V133H30V139H28V140H26L25 142H24V144L28 147V149H29V152H28V155L30 156V157H32L33 155H35V154H38L37 156L38 157H42V163H44V164H48V163H51L52 162V165L53 164H55L56 163V161L58 160V158H59V156H61L60 154V152H62L61 151V148H63V150H65V148H66V146H67V144H65V143H67V141H69L70 140V137H72V134H75L79 129H80V126H79V124L78 125H76V124H73V122H72V120L70 121V123H62ZM118 125V124H117ZM151 125V124H150ZM156 125V124H155ZM176 125V124H175ZM182 125V124H181ZM198 125H200V124H198ZM217 125V124H216ZM218 125H219V122H218ZM232 125V124H231ZM244 125V124H243ZM257 125V124H256ZM164 126V125H163ZM186 126V125H185ZM189 126V125H188ZM203 126V125H202ZM222 126V125H221ZM224 126V125H223ZM252 126V125H251ZM259 126V125H258ZM264 126V125H263ZM16 127H18V126H11V127H7L6 129H4L3 130V134L5 135V136H7L8 137V139L10 138L11 140L10 141H8L7 143H6V145H9V146H14L15 145V142H16V140H19L20 142H21V144H22V140L24 139V138H26L25 136H21V135H18L17 134V132H16ZM88 127V126H87ZM181 127V126H180ZM226 127V126H225ZM228 127V126H227ZM232 127H235V126H232ZM245 127V126H244ZM249 127V126H248ZM50 128V127H49ZM156 128V127H155ZM160 128V127H159ZM173 128H175V126L173 127ZM190 128V127H189ZM198 128V127H197ZM241 128V127H240ZM250 128V127H249ZM249 128H248V130H249ZM252 128V127H251ZM256 128V127H255ZM259 128V127H258ZM261 128V127H260ZM263 128V127H262ZM2 129V128H1ZM87 129V128H86ZM99 129V128H98ZM102 129H103V127H102ZM122 129H123V127H122ZM145 129V128H144ZM176 129V128H175ZM214 129V128H213ZM218 129V128H217ZM223 129V128H222ZM226 129V128H225ZM224 129V130H225ZM243 129V128H242ZM247 129V128H246ZM37 130V129H36ZM50 130V129H49ZM54 130V129H53ZM56 130V129H55ZM89 130V129H88ZM95 130H97V129H95ZM118 130V129H117ZM127 130V129H126ZM157 130V129H156ZM162 130V129H161ZM197 130V129H196ZM92 131V130H91ZM101 131V130H100ZM182 131V130H181ZM193 131V130H192ZM221 131V130H220ZM245 131V130H244ZM250 131V130H249ZM255 131V130H254ZM263 131V130H262ZM27 132V131H26ZM98 132V131H97ZM146 132V131H145ZM153 132V131H152ZM166 132V131H165ZM170 132V131H169ZM180 132V131H179ZM199 132V131H198ZM202 132H203V130H202ZM205 132V131H204ZM224 132V131H223ZM222 132V133H223ZM236 132H238V131H236ZM236 132L234 133L235 135H236ZM261 132V131H260ZM95 133V132H94ZM98 133H100V132H98ZM142 133V132H141ZM160 133V132H159ZM177 133V132H176ZM183 133H184V131H183ZM200 133V132H199ZM220 133V132H219ZM24 134V133H23ZM26 134V133H25ZM120 134V133H119ZM134 134V133H133ZM163 134V133H162ZM196 134V133H195ZM194 134V135H195ZM211 134H212V132H211ZM245 134V133H244ZM248 134H249V132H248ZM264 134V133H263ZM42 135V134H41ZM78 135V134H77ZM92 135V134H91ZM96 135V134H95ZM155 135V134H154ZM193 135V136H194ZM224 135V134H223ZM229 135V134H228ZM239 135V134H238ZM246 135H247V133H246ZM254 135V134H253ZM258 135H259V132H258ZM262 135V134H261ZM21 136V137H20ZM97 136V135H96ZM178 136V135H177ZM190 136V135H189ZM230 136V135H229ZM228 136V137H229ZM233 136V135H232ZM257 136V135H256ZM260 136V135H259ZM28 137V136H27ZM111 137V136H110ZM200 137V136H199ZM222 137V136H221ZM231 137V136H230ZM229 137V138H230ZM238 137V136H237ZM244 137H247V136H244ZM243 137V138H244ZM262 137V136H261ZM263 137H264V135H263ZM21 138H23V139H21ZM87 138V137H86ZM156 138V137H155ZM190 138V137H189ZM198 138V136H195L193 139H195L194 141L196 142L197 141V143L199 142V140L197 139ZM209 138V137H208ZM218 138V137H217ZM223 138V137H222ZM227 138V137H226ZM233 138V137H232ZM2 139V138H1ZM27 139V138H26ZM152 139H153V137H152ZM205 139H207V138H205ZM247 139V138H246ZM250 139H251V136H250ZM254 139H256V138H254ZM260 139V138H259ZM262 139V138H261ZM14 140H15V142H14ZM94 140V139H93ZM124 140V139H123ZM151 140V139H150ZM174 140H175V137H174ZM180 140V139H179ZM184 140H186V139H184ZM189 140V139H188ZM203 140V139H202ZM202 140H201V142H202ZM141 141H142V138H141ZM152 141V140H151ZM187 141V140H186ZM185 141V142H186ZM191 141V140H190ZM194 141H192V142H194ZM216 141V140H215ZM225 141V140H224ZM224 141H222V142H224ZM230 141V140H229ZM237 141H238V139H237ZM264 141V140H263ZM263 141H261V142H263ZM0 142H2V141H0ZM175 142V141H174ZM189 142V141H188ZM221 142V143H222ZM256 142H259V141H256ZM104 143V142H103ZM118 143V142H117ZM123 143V142H122ZM127 143V142H126ZM170 143V142H169ZM181 143V142H180ZM206 142H204V144H205ZM214 142H212V144H213ZM154 144H155V142H154ZM159 144V143H158ZM165 144H166V142H165ZM185 144V143H184ZM225 144V143H224ZM237 144V143H236ZM260 144V143H259ZM19 145V144H18ZM69 145V144H68ZM85 145V144H84ZM129 145V144H128ZM137 145V144H136ZM146 145H148V144H146ZM163 145H164V143H163ZM173 145V144H172ZM181 145V144H180ZM186 145V144H185ZM196 145H200V143L199 144H196ZM203 145V144H202ZM231 145V144H230ZM246 145H247V143H246ZM250 145V144H249ZM262 145H264V144H262ZM4 146V145H3ZM86 146H87V144H86ZM210 146V145H209ZM221 146V145H220ZM223 146V145H222ZM228 146V145H227ZM243 146V145H242ZM260 146H261V144H260ZM2 147V146H1ZM68 147V146H67ZM120 147V146H119ZM160 147V146H159ZM179 147V146H178ZM211 147H212V145H211ZM225 147V146H224ZM234 147V146H233ZM239 147V146H238ZM247 147V146H246ZM257 147V146H256ZM255 147V149H257ZM23 148H24V146H23ZM109 148H111V147H109ZM163 148V147H162ZM167 148V147H166ZM174 148V147H173ZM187 148H189V147H187ZM196 148V147H195ZM195 148H193V149H195ZM209 148V147H208ZM208 148H206V149H208ZM218 148V147H217ZM227 148V147H226ZM235 148V147H234ZM252 148H253V146H252ZM251 148V149H252ZM263 147H260V149H261V151L263 150L262 149ZM7 149V148H6ZM71 149V148H70ZM108 149V148H107ZM120 149V148H119ZM143 149V148H142ZM165 149V148H164ZM180 149V148H179ZM216 149V148H215ZM236 149V148H235ZM245 149H248V148H245ZM18 150H20V149H18ZM23 151H24V149H22ZM76 150V149H75ZM128 150V149H127ZM126 150V151H127ZM135 150V149H134ZM152 150V149H151ZM172 150V149H171ZM213 150V149H212ZM232 150V149H231ZM240 150V149H239ZM250 150V149H249ZM254 150V149H253ZM259 150V149H258ZM130 151H131V149H130ZM160 151V150H159ZM177 151V150H176ZM183 151V150H182ZM236 151V150H235ZM240 151H242V150H240ZM70 152V151H69ZM119 152V151H118ZM124 152V151H123ZM173 152V151H172ZM223 152V151H222ZM238 152V151H237ZM243 152H244V150H243ZM255 152V151H254ZM257 152H259V151H257ZM264 152V151H263ZM89 153V152H88ZM93 153V152H92ZM111 153V152H110ZM158 153V152H157ZM161 153V152H160ZM218 153V152H217ZM234 153V152H233ZM247 153V152H246ZM245 153V154H246ZM81 154H82V152H81ZM135 154V153H134ZM140 154V153H139ZM138 154V155H139ZM182 154H184L183 152H182ZM188 154V153H187ZM195 154V153H194ZM250 154H252V152L250 153ZM63 155V154H62ZM69 155V154H68ZM103 155H105V154H103ZM114 155V154H113ZM129 155V154H128ZM143 155V154H142ZM152 155V154H151ZM179 155V154H178ZM181 155V154H180ZM185 155V154H184ZM205 155V154H204ZM229 155H231V153H229ZM228 155V156H229ZM254 155H256V154H254ZM259 155V154H258ZM258 155H256L257 157H258ZM88 156V155H87ZM91 156V155H90ZM110 156V155H109ZM122 156V155H121ZM137 156V155H136ZM189 156V155H188ZM214 156V155H213ZM222 156V155H221ZM246 156H247V154H246ZM260 156H262V155H260ZM259 156V157H260ZM99 157V156H98ZM119 157V156H118ZM149 157V156H148ZM155 157V156H154ZM161 157H163V156H161ZM202 157V156H201ZM236 157V156H235ZM258 157V159H259V161H260V163L261 162H264V160H262V159H260ZM71 158H73V157H71ZM82 158V157H81ZM109 158V157H108ZM128 158V157H127ZM136 158V157H135ZM135 158H134V160H135ZM157 158V157H156ZM186 158H187V156H186ZM191 158V157H190ZM194 158V157H193ZM214 158V157H213ZM241 158V157H240ZM248 158V157H247ZM262 158H264L263 156H262ZM20 159V158H19ZM74 159V158H73ZM102 159V158H101ZM140 159H142V158H140ZM167 159V158H166ZM202 159V158H201ZM211 159V158H210ZM221 159H223V158H221ZM230 158H228V160H229ZM245 159V158H244ZM26 160V159H25ZM60 160V159H59ZM66 160V159H65ZM127 160V159H126ZM138 160V159H137ZM136 160V161H137ZM171 160V159H170ZM185 160V159H184ZM205 160H206V158H205ZM216 160V159H215ZM236 160V159H235ZM255 160V159H254ZM1 161V160H0ZM8 161V160H7ZM35 161V160H34ZM68 161V160H67ZM75 161V160H74ZM98 161H99V159H98ZM217 161V160H216ZM249 161V160H248ZM247 161V162H248ZM251 161V160H250ZM16 162V161H15ZM14 162V163H15ZM26 162V161H25ZM110 162V161H109ZM176 162H178V161H176ZM180 162V161H179ZM201 162V161H200ZM211 162V161H210ZM232 162H233V160H232ZM231 162V164L233 165V163ZM11 163V162H10ZM68 163H69V161H68ZM71 163V162H70ZM73 164H74V162H72ZM138 163V162H137ZM161 163V162H160ZM206 163V162H205ZM215 163V162H214ZM227 163V162H226ZM255 163V162H254ZM258 163V162H257ZM256 163V164H257ZM40 164V163H39ZM72 164V165H73ZM105 164V163H104ZM145 164V163H144ZM162 164H163V162H162ZM199 164V163H198ZM212 164V163H211ZM235 164V163H234ZM241 164H244V163H241ZM249 164V163H248ZM262 164V163H261ZM260 164V165H261ZM21 165V164H20ZM69 165V164H68ZM71 165V164H70ZM84 165H85V163H84ZM165 165V164H164ZM168 165V164H167ZM221 165V164H220ZM228 165V164H227ZM226 165V166H227ZM238 165H239V163H238ZM34 166V165H33ZM55 166V165H54ZM86 166V165H85ZM115 166V165H114ZM119 166V165H118ZM140 166V165H139ZM138 166V167H139ZM142 166V165H141ZM160 166V165H159ZM198 166V165H197ZM210 166H212V165H210ZM244 166V165H243ZM21 167V166H20ZM51 167V166H50ZM59 166H57V168H58ZM67 167V166H66ZM69 167V166H68ZM72 167V166H71ZM190 167V166H189ZM195 167V166H194ZM200 167H201V165H200ZM218 167H219V165H218ZM234 167V166H233ZM252 167V166H251ZM254 167V166H253ZM110 168V167H109ZM170 168V167H169ZM180 168V167H179ZM178 168V169H179ZM183 168V167H182ZM191 168V167H190ZM211 168V167H210ZM261 168V167H260ZM44 169V168H43ZM84 169V168H83ZM94 169V168H93ZM112 169V168H111ZM124 169V168H123ZM137 169V168H136ZM189 169V168H188ZM201 169V168H200ZM208 169V168H207ZM206 169V170H207ZM256 169V168H255ZM22 170V169H21ZM55 170V169H54ZM65 170V169H64ZM86 170V169H85ZM100 170V169H99ZM158 170V169H157ZM185 170H186V168H185ZM204 170V169H203ZM213 170H214V168H213ZM212 170V171H213ZM238 170V169H237ZM242 170V169H241ZM247 170V169H246ZM63 171V170H62ZM84 171V170H83ZM90 171V170H89ZM98 171V170H97ZM96 171V172H97ZM114 171V170H113ZM173 171H175V170H173ZM194 171V170H193ZM212 171H211V173H212ZM232 171V170H231ZM230 171V172H231ZM249 171H252V169L251 170H249ZM26 172V171H25ZM67 172V171H66ZM115 172V171H114ZM140 172H142V170L140 171ZM147 172H148V170H147ZM172 172V171H171ZM195 172V171H194ZM224 172V171H223ZM226 172V171H225ZM243 172V171H242ZM253 172V171H252ZM259 172H261V171H259ZM10 173V172H9ZM41 173H43V171L42 172H40L39 173V176H41ZM51 173V172H50ZM95 173V172H94ZM103 173V172H102ZM155 173V172H154ZM162 173V172H161ZM195 173H197V170H196V172ZM236 173V172H235ZM245 173V172H244ZM8 174V173H7ZM69 174V173H68ZM81 174V173H80ZM98 174V173H97ZM127 174V173H126ZM134 174V173H133ZM169 174H170V172H169ZM173 174V173H172ZM177 174V173H176ZM180 174V173H179ZM200 174V173H199ZM228 174V173H227ZM236 174H239L238 172L236 173ZM263 174V173H262ZM37 175V174H36ZM75 175V174H74ZM100 175V174H99ZM103 175V174H102ZM121 175V174H120ZM160 175V174H159ZM168 175V174H167ZM198 175V174H197ZM204 175L205 174H203V177H204ZM211 175V174H210ZM213 175H214V173H213ZM235 177H236V175L235 174H233ZM241 175H243V174H241ZM255 175V174H254ZM27 175H25V177H26ZM38 176V175H37ZM60 176H62V175H60ZM67 176V175H66ZM105 176H108V175H105ZM166 176V175H165ZM170 176V175H169ZM186 176V175H185ZM195 176V175H194ZM199 176V175H198ZM198 176H196V177H198ZM218 176V175H217ZM225 176V175H224ZM245 176V175H244ZM256 176V175H255ZM261 176V175H260ZM89 177V176H88ZM115 177V176H114ZM113 177V178H114ZM135 177V176H134ZM136 177H137V175H136ZM151 177V176H150ZM184 177V176H183ZM189 177V176H188ZM209 177V176H208ZM249 177V176H248ZM254 177V176H253ZM252 177V178H253ZM2 178V177H1ZM22 178V177H21ZM40 178H42V179H44V181H45V178L44 177H40ZM70 178V177H69ZM76 178V177H75ZM89 178H92V177H89ZM117 178V177H116ZM129 178V177H128ZM159 178V177H158ZM178 178V177H177ZM200 178V177H199ZM202 178V177H201ZM210 178V177H209ZM217 178V177H216ZM234 178V177H233ZM241 178V177H240ZM245 178V177H244ZM257 178V177H256ZM24 179V178H23ZM47 179V178H46ZM70 179H73V178H70ZM112 179V178H111ZM198 179V178H197ZM197 179H196V181H197ZM218 179H220V178H218ZM231 179V178H230ZM230 179H228V180H230ZM239 179V178H238ZM238 179H236V180H238ZM259 179V178H258ZM15 180V179H14ZM35 180V179H34ZM55 180V179H54ZM62 180V179H61ZM96 180V179H95ZM98 180V179H97ZM100 180V179H99ZM108 180V179H107ZM107 180H105L106 182H107ZM117 180V179H116ZM149 180V179H148ZM167 180V179H166ZM189 180H190V178H189ZM239 180H241V179H239ZM242 180H244V179H242ZM246 180V179H245ZM252 180H254V178L252 179ZM42 181V180H41ZM44 181H42V182H44ZM58 181V180H57ZM69 181H71V180H69ZM75 181V180H74ZM109 181H110V179H109ZM173 181V180H172ZM187 181V180H186ZM212 181V180H211ZM231 181V180H230ZM233 181H234V179H233ZM249 181V180H248ZM255 181V180H254ZM257 182L259 181V180H256ZM263 181V180H262ZM15 182V181H14ZM60 182V181H59ZM140 182V181H139ZM147 182H149V181H147ZM162 182V181H161ZM168 182H169V180H168ZM188 182V181H187ZM222 182V181H221ZM224 182V181H223ZM5 183V182H4ZM67 183V182H66ZM108 183V182H107ZM164 183V182H163ZM170 183H172L171 181H170ZM177 183V182H176ZM206 183V182H205ZM234 183V182H233ZM232 183V184H233ZM236 183V182H235ZM238 183V182H237ZM236 183V184H237ZM256 183V182H255ZM264 183V182H263ZM77 184V183H76ZM101 184V183H100ZM109 184V183H108ZM114 184V183H113ZM136 184V183H135ZM149 184V183H148ZM152 184V183H151ZM165 184V183H164ZM182 184V183H181ZM192 184H194V183H192ZM229 184V183H228ZM241 184V183H240ZM251 184V183H250ZM252 184H253V181H252ZM6 185V184H5ZM21 185V184H20ZM41 185H42V183H41ZM66 185H68V183L66 184ZM79 185V184H78ZM103 186H104V184H102ZM187 185V184H186ZM202 185H203V182H202ZM206 185V184H205ZM244 185V184H243ZM249 185V184H248ZM253 185H255V184H253ZM16 186H17V184H16ZM65 186V185H64ZM95 186H96V184H95ZM146 186V185H145ZM144 186V187H145ZM167 186V185H166ZM174 186V185H173ZM183 186V185H182ZM224 186V185H223ZM33 187V186H32ZM50 187V186H49ZM69 187V186H68ZM79 187V186H78ZM113 187V186H112ZM159 187V186H158ZM199 187V186H198ZM227 187V186H226ZM238 187H239V185H238ZM248 187V186H247ZM246 187V188H247ZM257 187V186H256ZM2 188V187H1ZM15 188H17V187H15ZM24 188V187H23ZM35 188V187H34ZM100 188V187H99ZM122 188V187H121ZM127 188V187H126ZM137 188H139V187H137ZM153 188V187H152ZM164 188V187H163ZM172 188V187H171ZM177 188V187H176ZM209 188V187H208ZM224 188V187H223ZM245 188V189H246ZM250 188V187H249ZM262 188V187H261ZM264 188V187H263ZM18 189V188H17ZM59 189V188H58ZM73 189V188H72ZM115 189V188H114ZM123 189H124V186H123ZM149 189V188H148ZM169 189V188H168ZM193 189V188H192ZM203 189V188H202ZM217 189V188H216ZM238 189V188H237ZM37 190V189H36ZM71 190V189H70ZM97 190V189H96ZM111 190V189H110ZM120 190V189H119ZM129 190V189H128ZM135 190H137V189H135ZM186 190H188V188H186ZM190 190V189H189ZM220 190V189H219ZM229 190H231V189H229ZM260 190V189H259ZM10 191V190H9ZM21 191V190H20ZM76 191V190H75ZM83 191H85V190H83ZM86 191H88V190H86ZM95 191V190H94ZM109 191V190H108ZM117 190H115V192H116ZM139 191V190H138ZM159 191V190H158ZM167 191V190H166ZM166 191H164V192H166ZM191 191V190H190ZM194 191V190H193ZM197 191V190H196ZM235 191H237V190H235ZM239 191V190H238ZM244 191H247V190H244ZM255 191V190H254ZM256 191H258V190H256ZM31 192V191H30ZM57 192V191H56ZM78 192V191H77ZM101 192H103V191H101ZM107 192V191H106ZM136 192V191H135ZM150 192V191H149ZM172 192H173V190H172ZM171 192V193H172ZM198 192V191H197ZM211 192V191H210ZM213 192H214V190H213ZM240 192H242V190L240 191ZM249 192V191H248ZM250 192H251V190H250ZM253 192V191H252ZM260 192V191H259ZM1 193V192H0ZM18 193V192H17ZM33 193V192H32ZM45 193V192H44ZM74 193V192H73ZM89 193V192H88ZM113 193V192H112ZM119 193V192H118ZM152 193H154V192H152ZM175 193V192H174ZM195 193V192H194ZM200 193H202V192H200ZM225 193V192H224ZM237 193V192H236ZM245 193V192H244ZM257 193V192H256ZM52 194V193H51ZM102 194V193H101ZM139 194V193H138ZM167 194H169V193H167ZM182 194V193H181ZM189 194V193H188ZM199 194V193H198ZM215 194V193H214ZM253 194V193H252ZM2 195V194H1ZM44 195V194H43ZM50 195V194H49ZM48 195V196H49ZM116 195H118V194H116ZM122 195V194H121ZM157 195V194H156ZM160 195V194H159ZM187 195V194H186ZM195 195H196V193H195ZM208 195V194H207ZM211 195H213L212 193H211ZM248 195H249V193H248ZM69 196V195H68ZM120 196V195H119ZM227 196V195H226ZM259 196V195H258ZM20 197V196H19ZM71 197V196H70ZM121 197V196H120ZM123 197H124V195H123ZM130 197V196H129ZM143 197V196H142ZM141 197V198H142ZM162 197V196H161ZM173 197V196H172ZM180 197V196H179ZM186 197H188V196H186ZM191 197V196H190ZM223 197V196H222ZM237 197V196H236ZM235 197V198H236ZM256 197H257V195H256ZM27 198V197H26ZM83 198V197H82ZM106 198V197H105ZM114 198H115V194H114ZM118 198V201H117V203H119V197H117ZM127 198V197H126ZM141 198H140V200H141ZM157 198V197H156ZM192 198V197H191ZM190 198V199H191ZM198 198V197H197ZM202 198V197H201ZM210 198V197H209ZM227 198H228V196H227ZM241 198V197H240ZM249 198V197H248ZM260 200L261 201H264V196L263 195H260ZM8 199V198H7ZM45 199V198H44ZM50 199H52V198H50ZM98 199V198H97ZM133 199V198H132ZM149 199V198H148ZM162 199V198H161ZM178 200H179V198H177ZM257 199V198H256ZM71 200V199H70ZM75 200V199H74ZM114 200V199H113ZM124 200V199H123ZM152 200V199H151ZM155 200V199H154ZM194 200V199H193ZM210 200V199H209ZM219 200V199H218ZM227 200V199H226ZM236 200V199H235ZM243 200V199H242ZM250 200H252L251 198H250ZM4 201H6V200H4ZM18 201V200H17ZM87 201V200H86ZM144 201V200H143ZM158 201V200H157ZM162 201V200H161ZM172 201V200H171ZM200 201V200H199ZM221 201V200H220ZM225 201V200H224ZM253 201V200H252ZM36 202H38V201H36ZM178 202V201H177ZM189 202H191V201H189ZM201 202V201H200ZM199 202V203H200ZM233 202V201H232ZM248 202V201H247ZM250 202V201H249ZM8 203V202H7ZM26 203V202H25ZM99 203V202H98ZM97 203V204H98ZM184 203V202H183ZM182 203V204H183ZM197 203V202H196ZM224 203V202H223ZM37 204V203H36ZM49 204V203H48ZM99 204H101V203H99ZM107 205H108V203H106ZM112 204V203H111ZM143 204V203H142ZM161 204V203H160ZM178 205H180V203H177ZM189 203H187V205H188ZM193 204H194V202H193ZM204 204V203H203ZM207 204V203H206ZM263 204V203H262ZM6 205V204H5ZM41 205V204H40ZM55 205V204H54ZM76 205V204H75ZM87 205V204H86ZM95 205V207H96V204H94ZM118 205V204H117ZM123 205H125V207H127V206H129V212H132V211H134L135 210V208H136V204H135V202H134V200L130 203V201H128V202H124L123 203ZM139 205V204H138ZM175 205V204H174ZM177 205V206H178ZM200 205H202V204H200ZM219 205V204H218ZM229 205V204H228ZM253 205V204H252ZM258 205V204H257ZM18 206V205H17ZM45 206H46V204H45ZM65 206V205H64ZM104 206V205H103ZM113 206V205H112ZM140 206V205H139ZM145 206H146V204H145ZM156 206V205H155ZM176 206V205H175ZM241 206V205H240ZM249 206V205H248ZM254 206H256V205H254ZM33 207V206H32ZM36 207V206H35ZM55 207V206H54ZM53 207V208H54ZM66 207H68L67 205H66ZM110 207V206H109ZM147 207V206H146ZM159 207V206H158ZM158 207H156V208H158ZM166 207H169V206H166ZM174 207V206H173ZM180 207V209H182L181 208V206H179ZM189 207V206H188ZM198 207H199V204H198ZM212 207V206H211ZM229 207H230V205H229ZM234 207V206H233ZM232 207V208H233ZM259 207H262V205L261 204H259L258 205V207L257 208H259ZM89 208V207H88ZM97 208V207H96ZM105 208V207H104ZM149 208V207H148ZM176 208L177 207H175V210H176ZM184 208V207H183ZM202 208V207H201ZM226 208V207H225ZM35 209V208H34ZM43 209V208H42ZM46 209V208H45ZM44 209V210H45ZM52 209V208H51ZM108 209V208H107ZM111 209V208H110ZM126 209H128V208H126ZM147 209V208H146ZM188 209V208H187ZM190 209V208H189ZM200 209V208H199ZM210 209V208H209ZM221 209V208H220ZM230 209V208H229ZM239 209V208H238ZM240 209H242L241 207H240ZM4 210V209H3ZM23 210V209H22ZM62 210H64V208L62 209ZM143 209H141V211H142ZM162 210V209H161ZM178 210V209H177ZM198 210V209H197ZM197 210H195V211H197ZM247 210V209H246ZM256 210V209H255ZM18 211V210H17ZM29 211V210H28ZM39 211V210H38ZM80 211V210H79ZM96 211V210H95ZM107 211V210H106ZM119 211V210H118ZM121 211V210H120ZM146 211H148V210H146ZM190 211H191V209H190ZM201 211H202V209H201ZM222 211V210H221ZM230 211V210H229ZM19 212V211H18ZM27 212V211H26ZM34 212H35V210H34ZM40 212V211H39ZM57 212V211H56ZM60 212V211H59ZM73 212V211H72ZM89 212V211H88ZM109 212V211H108ZM107 212V213H108ZM112 212V211H111ZM110 212V213H111ZM129 212H127V213H129ZM150 212H151V210H150ZM172 212H174L173 210H172ZM176 212V211H175ZM198 212V211H197ZM227 211L225 210V213H226ZM234 212H236L235 210H234ZM234 212H233V215H234ZM253 212V211H252ZM10 213V212H9ZM100 213V212H99ZM136 213V212H135ZM147 213V212H146ZM164 213V212H163ZM162 213V214H163ZM167 213V212H166ZM169 213H171V212H169ZM180 213V212H179ZM183 213V212H182ZM194 213V212H193ZM201 213V212H200ZM207 213H208V211H207ZM222 213H223V211H222ZM221 213V214H222ZM249 213V212H248ZM251 213V212H250ZM264 213V212H263ZM43 214V213H42ZM54 214V213H53ZM86 214V213H85ZM131 214V213H130ZM140 214V213H139ZM204 214V213H203ZM215 214V213H214ZM219 214H220V211H219ZM224 214V213H223ZM259 214V213H258ZM56 215V214H55ZM105 215V214H104ZM107 215V214H106ZM105 215V216H106ZM115 215V214H114ZM122 214H121V212H120V215H118V217H119V219L121 220V217L123 218V216H121ZM125 215H126V212H125ZM133 215V214H132ZM171 215H172V213H171ZM175 215V214H174ZM211 215V214H210ZM213 215V214H212ZM211 215V216H212ZM216 215V214H215ZM228 215H229V213H228ZM232 215V216H233ZM236 215V214H235ZM254 215V214H253ZM9 216H10V214H9ZM14 216V215H13ZM23 216V215H22ZM53 216V215H52ZM71 216V215H70ZM69 216V217H70ZM85 216V215H84ZM93 216V215H92ZM91 216V217H92ZM147 216V215H146ZM162 216V215H161ZM180 216V215H179ZM200 216V215H199ZM206 216V215H205ZM225 216V215H224ZM240 216V215H239ZM243 216V215H242ZM255 216V215H254ZM261 216V215H260ZM262 216H263V214H262ZM261 216V217H262ZM34 217V216H33ZM35 217H36V215H35ZM46 217V216H45ZM57 217V216H56ZM74 217V216H73ZM77 217H79V216H77ZM148 217H150V215L148 216ZM163 217V216H162ZM234 217V216H233ZM251 217H252V215H251ZM258 217V216H257ZM21 218H24V217H21ZM31 218V217H30ZM81 218V217H80ZM90 218V217H89ZM88 218V219H89ZM106 218H108V217H106ZM134 218V217H133ZM141 218V217H140ZM158 218V217H157ZM172 219H173V217H171ZM170 218V219H171ZM191 218H193V217H191ZM201 218H202V216H201ZM216 218H217V216H216ZM226 218H227V216H226ZM237 218V217H236ZM238 218H240V217H238ZM63 219V218H62ZM66 219V218H65ZM71 219V218H70ZM105 219V218H104ZM110 219V218H109ZM118 219V218H117ZM135 219H136V217H135ZM153 219H154V217H153ZM156 219V218H155ZM154 219V220H155ZM176 219V218H175ZM181 219H182V217H181ZM188 219V218H187ZM190 219V218H189ZM209 219V218H208ZM220 219V218H219ZM235 219V218H234ZM242 219V218H241ZM240 219V220H241ZM262 219L264 220V218L262 217ZM9 220V219H8ZM24 220V219H23ZM26 220V219H25ZM32 221L31 222H33V219H31ZM38 220V219H37ZM94 221H95V219H93ZM106 220V219H105ZM124 220V219H123ZM129 220V217L128 216H126V220H124L125 222L126 221H128ZM134 220V219H133ZM151 220V219H150ZM178 220V219H177ZM185 220V219H184ZM200 220V219H199ZM218 219H215V218H213V221H214V223H218V221H217ZM226 220H228V219H226ZM225 220V224H226V221ZM232 220H233V218H232ZM236 220V219H235ZM246 220V219H245ZM249 220V219H248ZM261 220V219H260ZM263 220H261V221H263ZM41 221V220H40ZM51 221V220H50ZM60 221V220H59ZM111 221V220H110ZM143 221H144V219H143ZM174 221V220H173ZM188 221V220H187ZM192 221V220H191ZM208 221V220H207ZM221 221H222V219H221ZM250 221V220H249ZM252 221V220H251ZM15 222V221H14ZM45 222H49V221H45ZM62 222H63V220H62ZM74 222H75V220H73L72 222H71V225L72 224H74ZM190 222V221H189ZM197 222H199V221H197ZM206 222V221H205ZM223 222H224V220H223ZM238 222V221H237ZM241 222H242V220H241ZM254 222H256V220L254 219ZM258 222V221H257ZM7 223V222H6ZM5 223V224H6ZM18 223V222H17ZM70 223V222H69ZM80 223H82V222H80ZM95 223V222H94ZM107 225H109V222H105ZM111 223V222H110ZM134 223V222H133ZM141 223V222H140ZM182 223H184L183 222V220H182ZM181 223V224H182ZM228 223V222H227ZM230 223V222H229ZM232 223V222H231ZM240 223V222H239ZM247 223V222H246ZM15 224V223H14ZM31 224V223H30ZM36 224V223H35ZM49 224V223H48ZM58 224H59V222H58ZM128 224H129V222H128ZM135 224V223H134ZM133 224V225H134ZM139 224V223H138ZM153 224V223H152ZM180 224V225H181ZM186 224V223H185ZM201 224H203L204 225V223H202L201 222ZM224 223H223V225H225ZM245 223L243 222V225H244ZM250 224H252V223H250ZM42 225V224H41ZM50 225V224H49ZM83 224H81V226H82ZM91 225V224H90ZM115 225V224H114ZM117 225V224H116ZM173 225V224H172ZM177 225V224H176ZM188 225V224H187ZM186 225V226H187ZM195 225V224H194ZM207 225H209V224H207ZM214 225V224H213ZM226 225H228V224H226ZM236 225V224H235ZM257 225V224H256ZM260 225V224H259ZM69 226V224L68 223H65V224H62L61 226H60V228H59V231H60V233H64V231H66L67 229H70L71 230V227L69 228L68 227ZM78 226V225H77ZM99 226V225H98ZM97 226V227H98ZM110 226V225H109ZM113 226V225H112ZM127 225L125 224V223H123L122 224V227H126ZM130 226V225H129ZM141 226V225H140ZM160 226L162 227V225L160 224ZM167 226L168 225H163V227L161 228V229H159L158 231L159 232H163L164 230H166L165 228H167ZM190 226H192V223H191V225ZM222 226V225H221ZM232 226V225H231ZM242 226V225H241ZM252 226V225H251ZM261 226H263V225H261ZM260 226V227H261ZM7 227V226H6ZM94 227V226H93ZM117 227V226H116ZM141 227H143V226H141ZM205 227V226H204ZM223 227V226H222ZM236 227V226H235ZM244 227H247V226H244ZM254 227V226H253ZM260 227H259V229H260ZM32 228H34V227H32ZM46 228H48V227H46ZM52 228H53V226H52ZM101 228V227H100ZM115 228V227H114ZM140 228V227H139ZM147 228V227H146ZM178 228V227H177ZM194 228H195V226H194ZM206 228H207V226H206ZM224 229H225V226L223 227ZM227 228V227H226ZM236 228H238V227H236ZM249 228V227H248ZM247 228V229H248ZM264 228V227H263ZM9 229V228H8ZM54 229V228H53ZM52 229V230H53ZM79 229H81V228H79ZM91 229V228H90ZM94 229H96V227L94 228ZM93 229V231H95ZM97 229H99V227L97 228ZM109 229V228H108ZM134 229V228H133ZM141 229V228H140ZM179 229V228H178ZM205 229V228H204ZM219 228H217V230H218ZM246 229V228H245ZM250 229V228H249ZM16 230V229H15ZM15 230H14V232H15ZM25 230V229H24ZM27 230V229H26ZM74 230V229H73ZM101 230V229H100ZM136 230V229H135ZM170 230V229H169ZM195 230V229H194ZM198 230V229H197ZM214 230H216V229H214ZM232 230V229H231ZM238 230V229H237ZM256 230V229H255ZM8 231V230H7ZM33 231V230H32ZM36 231H38V230H36ZM44 231H46V229H44ZM68 231V230H67ZM86 231H89V230H86ZM112 231V230H111ZM122 231V230H121ZM157 231V233H159ZM200 231V230H199ZM230 231V230H229ZM250 231V230H249ZM12 232V231H11ZM20 232V231H19ZM54 232V231H53ZM58 232V231H57ZM56 232V233H57ZM102 232V231H101ZM109 232V231H108ZM116 232H117V230H116ZM133 232V231H132ZM137 232V231H136ZM156 232V231H155ZM170 232V231H169ZM176 232V231H175ZM209 232V231H208ZM221 232V231H220ZM223 232V231H222ZM248 232V231H247ZM252 232V231H251ZM67 233V232H66ZM73 233H74V231H73ZM78 233V232H77ZM84 233H85V231H84ZM90 233V232H89ZM141 233V232H140ZM144 233V232H143ZM172 233V232H171ZM205 233V232H204ZM219 233V232H218ZM224 233V232H223ZM229 233V232H228ZM230 233H232V232H230ZM229 233V234H230ZM235 233V232H234ZM250 233V232H249ZM1 234V233H0ZM5 234H6V232H5ZM28 234H30V233H28ZM52 234V233H51ZM58 234V233H57ZM69 234V233H68ZM93 234V233H92ZM148 234V233H147ZM166 234V233H165ZM184 234H185V232H184ZM251 234V233H250ZM257 234V233H256ZM31 235V234H30ZM41 235V234H40ZM40 235H39V238H40ZM50 235V234H49ZM60 235V234H59ZM74 235V234H73ZM76 235V234H75ZM79 235V234H78ZM114 235H115V233H114ZM137 235H140V234H137ZM151 235V234H150ZM162 235V234H161ZM180 235V234H179ZM189 235H191V234H189ZM207 235V234H206ZM205 234H197V235H194V236H189L190 238H192L193 240H195V241H199L200 243H203V242H206L207 243V241H206V239H207V237L208 236H206ZM213 235V234H212ZM211 235V236H212ZM219 235H222V234H219ZM218 235V236H219ZM235 235V234H234ZM237 235V234H236ZM241 235V234H240ZM3 236V235H2ZM47 236V235H46ZM52 236V235H51ZM58 236V235H57ZM100 236V235H99ZM112 236V235H111ZM122 236V237H121ZM135 236L136 235H129V231L127 230V231H124V232H122V234L121 235H119V237H121V239H124V240H127V241H129V243L130 244H132L133 246H135V249L133 250V252H131V253H133L132 255H135V254H137L138 256H144V254H145V252H146V248H145V246L143 245V243H142V245H140L138 242H140V241H137L138 240V238H137V240L135 239ZM152 236H153V234H152ZM169 236H170V234H169ZM177 235H175V237H176ZM185 236V235H184ZM187 236V235H186ZM214 236V235H213ZM217 236V237H218ZM223 236V235H222ZM233 236V235H232ZM246 236V235H245ZM248 236H250V235H248ZM256 236H258V235H256ZM1 237V236H0ZM9 237H10V235H9ZM15 237V236H14ZM27 237V236H26ZM33 237V236H32ZM43 237V236H42ZM49 237V236H48ZM69 237V236H68ZM81 237V236H80ZM103 237V236H102ZM106 237H108V236H106ZM105 237V238H106ZM118 237V238H119ZM160 237V236H159ZM174 236H173V238H175ZM180 237V236H179ZM215 237V236H214ZM225 237H226V235H225ZM234 237V236H233ZM241 237V236H240ZM252 237V236H251ZM255 237V236H254ZM259 237V236H258ZM21 238V237H20ZM25 238V237H24ZM23 238V239H24ZM154 238V237H153ZM181 238V237H180ZM238 238V237H237ZM236 238V239H237ZM261 238H262V236H261ZM3 239V238H2ZM67 239V238H66ZM80 239V238H79ZM95 239V238H94ZM93 239V240H94ZM108 239V238H107ZM151 239V238H150ZM162 238H160V242H161V244H163V241L161 240ZM175 239H178V238H175ZM187 239H189V238H187ZM187 239H186V241H187ZM226 239V238H225ZM247 239H249V238H247ZM254 239V238H253ZM14 240V239H13ZM26 240V239H25ZM38 240V239H37ZM63 240V239H62ZM82 240V239H81ZM91 240H92V238H91ZM96 240H97V238H96ZM100 240V239H99ZM111 240H112V238H111ZM124 240H122V241H124ZM140 240V239H139ZM157 240V239H156ZM167 240V239H166ZM171 240V239H170ZM193 240H191V241H193ZM231 240V239H230ZM229 240V241H230ZM238 240H239V238H238ZM238 240H237V242H238ZM245 240V239H244ZM243 240V241H244ZM251 240V239H250ZM250 240H249V242H250ZM255 240V239H254ZM260 240V239H259ZM46 241V240H45ZM50 241H52V240H50ZM57 241V240H56ZM60 241V240H59ZM153 241H155V240H153ZM189 241V240H188ZM209 241V240H208ZM228 241V240H227ZM232 241V240H231ZM239 241H241V240H239ZM242 241V242H243ZM258 241V240H257ZM261 241V240H260ZM3 242V241H2ZM10 242V241H9ZM31 242V241H30ZM35 242V241H34ZM58 242V241H57ZM84 242V241H83ZM97 242V241H96ZM149 242V241H148ZM147 242V243H148ZM156 242V241H155ZM178 242H179V240H178ZM183 242V241H182ZM190 242V241H189ZM189 242H187V243H189ZM194 242V241H193ZM212 242H214L213 241V238H212ZM219 242V241H218ZM235 242V241H234ZM24 243V242H23ZM32 243V242H31ZM48 243V242H47ZM71 243V242H70ZM99 243V242H98ZM158 243V242H157ZM165 243H167V242H165ZM227 243V242H226ZM225 243V244H226ZM241 243V242H240ZM239 243V244H240ZM14 244V243H13ZM16 244V243H15ZM18 244V243H17ZM40 244H41V242H40ZM45 244H46V242H45ZM57 244V243H56ZM64 244V243H63ZM62 244V245H63ZM66 244H69V243H66ZM73 244V243H72ZM71 244V245H72ZM84 244V243H83ZM100 244V243H99ZM107 244V243H106ZM128 244V243H127ZM159 244V243H158ZM208 244V243H207ZM216 244V243H215ZM221 244H222V242H221ZM228 244H229V242H228ZM238 244V245H239ZM245 244V243H244ZM8 245V244H7ZM23 245V244H22ZM39 245V244H38ZM80 245V244H79ZM84 245H87V244H84ZM93 245V244H92ZM96 245V244H95ZM115 245V244H114ZM190 245V244H189ZM205 245V244H204ZM234 245V244H233ZM254 245V244H253ZM5 246V248H6V245H4ZM13 247H14V245H12ZM44 246V245H43ZM42 246V247H43ZM46 246V245H45ZM51 246V245H50ZM82 246V245H81ZM164 246V245H163ZM162 245H160V248H161V252H163L164 251V249L166 250V248L165 247H163ZM172 246V245H171ZM187 246V245H186ZM199 246H201L200 244H199ZM210 246V245H209ZM209 246H208V248H209ZM217 246H218V244H217ZM220 246V245H219ZM224 246H226V245H224ZM230 246H232V245H230ZM235 246V245H234ZM258 246V245H257ZM261 246H263L262 244H261ZM260 245L257 247V250H256V254H255V256L257 257V259H258V262L260 261V263H262V259H261V257H260V255H259V253H261L260 252V250L263 248V247H261ZM12 247V248H13ZM19 247V246H18ZM49 247V246H48ZM79 247V246H78ZM83 247H85V246H83ZM91 247V246H90ZM95 247V246H94ZM104 247V246H103ZM107 247V246H106ZM109 247V246H108ZM119 247H121V246H119ZM126 247V246H125ZM150 247V246H149ZM192 247V246H191ZM214 247H216L215 245H214ZM229 247V246H228ZM235 247H237V246H235ZM234 247V248H235ZM239 247V246H238ZM241 247V246H240ZM33 248H34V246H33ZM47 248V247H46ZM53 248H55V247H53ZM52 248V249H53ZM60 248H62V247H60ZM133 248V247H132ZM157 248H159V247H157ZM159 248V249H160ZM171 248V247H170ZM198 248V247H197ZM253 248V247H252ZM252 248H250L251 249V251H252ZM18 249V248H17ZM32 249V248H31ZM38 249H40V247L38 248ZM43 249V248H42ZM67 249V248H66ZM107 249V248H106ZM105 249V250H106ZM110 249H112V248H110ZM109 249V250H110ZM116 249H117V247H116ZM128 249H131V248H129L128 247ZM150 249V248H149ZM169 249V248H168ZM183 249V248H182ZM193 249H196V247L194 248L193 247ZM207 249V248H206ZM206 249H205V251H206ZM230 249H231V247H230ZM254 250H255V248H253ZM3 250H4V247H3ZM15 250V249H14ZM20 250V249H19ZM60 250H62V249H60ZM72 250H73V248H72ZM82 250H85V249H82ZM96 250V248L94 249V251ZM101 250H102V248H101ZM104 250V249H103ZM125 250V249H124ZM124 250H122V251H124ZM154 250V249H153ZM169 250H171V249H169ZM180 250H181V248H180ZM190 250V249H189ZM213 250H214V248H213ZM219 250H221V249H219ZM225 250V249H224ZM229 250V249H228ZM236 250V249H235ZM234 250V251H235ZM238 250H239V248H238ZM242 250V249H241ZM240 250V251H241ZM248 250V248L246 247V251ZM262 250H264V249H262ZM6 251H8V250H6ZM45 251V250H44ZM47 251H48V249H47ZM68 251H70V249L68 250ZM77 251V250H76ZM85 251H87V250H85ZM121 251V250H120ZM121 251V252H122ZM174 251V250H173ZM172 251V252H173ZM176 251V250H175ZM186 251V250H185ZM197 251V250H196ZM195 251V252H196ZM239 251V252H240ZM5 252V251H4ZM15 252V251H14ZM19 252V251H18ZM17 252V253H18ZM26 252H27V250H26ZM54 252H55V250H54ZM57 252V251H56ZM64 252H65V250H64ZM71 252V251H70ZM74 252H75V250H74ZM90 252H92V251H90ZM117 252V251H116ZM127 252H129V251H127ZM148 252V251H147ZM159 252V251H158ZM167 252V251H166ZM177 252V251H176ZM187 252V251H186ZM185 252V253H186ZM189 252V251H188ZM187 252V253H188ZM201 253H202V251H200ZM199 252V253H200ZM229 252H231V251H229ZM245 252V251H244ZM10 253V252H9ZM17 253H15V254H17ZM37 253V252H36ZM76 253V252H75ZM85 253H87V252H85ZM130 253V252H129ZM186 253V254H187ZM190 253V252H189ZM198 253V254H199ZM206 253H208V252H206ZM218 253H219V251H218ZM243 253V252H242ZM22 254V253H21ZM20 254V255H21ZM44 254V253H43ZM63 254V253H62ZM65 254V253H64ZM64 254H63V256H64ZM73 254V253H72ZM101 254V253H100ZM103 254V253H102ZM101 254V255H102ZM120 254V253H119ZM148 254H150V255H152L151 254V252L150 253H148ZM162 254V253H161ZM192 254V253H191ZM196 254V253H195ZM197 254V256H199ZM204 254V253H203ZM212 254V253H211ZM210 253H209V256L211 255ZM214 255H216V250L214 251V253H213ZM230 254V253H229ZM231 254H233V250H232V253ZM253 254V253H252ZM12 255V254H11ZM23 255H25V254H23ZM40 255V254H39ZM45 255H46V253H45ZM48 255V254H47ZM53 255V254H52ZM74 255V254H73ZM82 255H83V253H82ZM86 255V254H85ZM114 255V254H113ZM131 255V254H130ZM166 255H168V254H166ZM208 255V254H207ZM218 256H219V254H217ZM228 255V254H227ZM237 255V254H236ZM240 255V254H239ZM248 255V254H247ZM18 256V255H17ZM29 256H30V254H29ZM34 256V255H33ZM49 256V255H48ZM56 256H58V255H56ZM95 256V255H94ZM109 256V255H108ZM146 256V255H145ZM155 255H153V257H154ZM164 256V255H163ZM162 256V257H163ZM175 256V255H174ZM196 256V255H195ZM225 256V255H224ZM232 256V255H231ZM4 257V256H3ZM9 257V256H8ZM11 257H13V256H11ZM23 257V256H22ZM25 257V256H24ZM42 257V256H41ZM66 257H67V254H66ZM81 257V256H80ZM102 257V256H101ZM113 257V256H112ZM117 257V256H116ZM147 257H149V255L147 256ZM170 257V256H169ZM168 257V258H169ZM194 257V256H193ZM213 257V256H212ZM249 257V256H248ZM251 257H253V256H251ZM6 258V257H5ZM46 258V257H45ZM65 258V257H64ZM105 258V257H104ZM110 258V257H109ZM118 258V257H117ZM134 258H137L136 256L134 257ZM140 258V257H139ZM139 258H137V259H139ZM145 258V257H144ZM166 258V257H165ZM175 258V257H174ZM183 258V257H182ZM185 258V257H184ZM211 258V257H210ZM216 258V257H215ZM221 257H219V259H220ZM228 258V257H227ZM241 258V257H240ZM239 258V259H240ZM250 258V257H249ZM248 258V259H249ZM264 258V257H263ZM16 260H17V257L15 258ZM30 259V258H29ZM47 259V258H46ZM46 259H45V262H46ZM67 259V258H66ZM73 259V258H72ZM89 259V258H88ZM94 259V258H93ZM92 259V260H93ZM101 259V258H100ZM100 259H98V260H100ZM129 259V258H128ZM131 259V258H130ZM160 259H162L160 256H158V257H156V258H154V259H152L151 257L149 258V259H146L145 261H146V263L144 262V264H156L158 261H160ZM172 259V258H171ZM176 259H179V258H176ZM175 259V260H176ZM186 259V258H185ZM195 259H196V257H195ZM222 259H223V257H222ZM226 259V258H225ZM236 259H238V258H236ZM244 259V258H243ZM243 259H242V261H243ZM247 259V258H246ZM255 259V258H254ZM14 260V259H13ZM15 260V261H16ZM25 260V259H24ZM28 260V259H27ZM33 260H35V259H33ZM63 260V259H62ZM62 260H60V261H62ZM74 260H77V259H74ZM84 260V259H83ZM104 260V259H103ZM107 260V259H106ZM121 260V259H120ZM167 260H169V259H167ZM174 260V261H175ZM187 260V259H186ZM191 260H193V259H191ZM199 260H200V258H199ZM208 260V259H207ZM210 260V259H209ZM213 260V259H212ZM215 260H217V259H215ZM230 261H231V258L229 259ZM234 260V259H233ZM251 260H253V259H251ZM49 261V260H48ZM53 261H54V257H53ZM70 261V260H69ZM132 261H133V259H132ZM136 261V260H135ZM162 261V260H161ZM177 261H179V260H177ZM177 261H176V263L175 264H177ZM183 261V260H182ZM181 261V262H182ZM220 261V260H219ZM223 260H221V262H222ZM250 261V260H249ZM256 261V260H255ZM23 262V261H22ZM63 262V261H62ZM71 262V261H70ZM76 261H74V263H75ZM86 262V261H85ZM102 262V261H101ZM104 262V261H103ZM111 262H113V261H111ZM119 262V261H118ZM138 262V261H137ZM168 262V261H167ZM166 262V263H167ZM190 262V261H189ZM195 262V261H194ZM203 262V261H202ZM225 262H226V260H225ZM236 262V261H235ZM244 262V261H243ZM250 262H252V261H250ZM263 262H264V259H263ZM53 263H55V262H53ZM65 263V262H64ZM73 263V262H72ZM79 263V262H78ZM84 263V262H83ZM120 263V262H119ZM135 263V262H134ZM161 263H163V262H161ZM197 263V262H196ZM210 263H212V262H210ZM209 263V264H210ZM217 263H219L218 261H217ZM228 263H229V261H228ZM227 263V264H228ZM238 263V262H237ZM247 263V262H246ZM2 264V263H1ZM18 264V263H17ZM37 264H39V263H37ZM106 264V263H105ZM112 264V263H111ZM115 264V263H114ZM128 264V263H127ZM140 264H142V262H140ZM171 264V263H170ZM179 264H181L180 262H179ZM186 264V263H185ZM192 264V263H191ZM198 264V263H197ZM201 264V263H200ZM213 264V263H212ZM214 264H215V262H214ZM240 264H242V262H240ZM252 264H255L254 262L252 263ZM262 264H264V263H262Z\"/></svg>","mask_w":264,"mask_h":264}]
</instances>
